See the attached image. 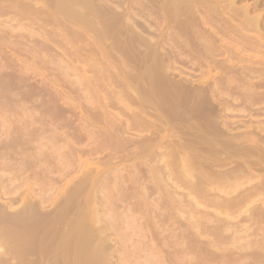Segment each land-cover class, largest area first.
Returning a JSON list of instances; mask_svg holds the SVG:
<instances>
[{
  "label": "rangeland",
  "instance_id": "obj_1",
  "mask_svg": "<svg viewBox=\"0 0 264 264\" xmlns=\"http://www.w3.org/2000/svg\"><path fill=\"white\" fill-rule=\"evenodd\" d=\"M38 1L39 2L41 1V2L38 3ZM60 1L61 2L64 1V3L68 4L69 6L73 2L72 3L73 5H71L73 8L72 7H70V8L71 9H74L75 12H77V11H79L78 13L81 12L80 13L81 15L84 14V16H81L82 19L80 18V21L82 20L81 21L82 23L80 21L79 22L74 21L75 19L74 20L69 19V18H72L70 15H68L66 17L65 15H67V14H65V13H64L65 15L64 14H61L59 12L60 10L56 6H55L56 8L53 6L54 4L56 5V3L58 2V0H46V1L45 0H37V2H36V0H17V1L16 0H0V34H1L0 35V131L2 132V133L0 132V136H1L0 137V153H1L0 154V157H1L0 158V161H1L0 165H2V166L3 165H5V166L11 165V167L13 165V167H15V165L17 164L16 159H20L22 157L20 159L21 161L18 160L19 161L18 164H19V166H21V170H19V173L17 172L18 176H20V177H18V180L19 181H17V182L15 181L13 183V185H11V186L9 185L8 190L6 189V191H11V192L13 191L12 193H14V192L17 193L16 190H15V188H13L15 185H17V187L19 186V189L22 188L18 192V193H20L22 191L21 195L17 193V196H22L23 194H25V195H30L31 194L34 198H40V196L38 194L40 192V195L41 196H43V194L45 195L44 197L46 198V202H47V203L44 204L45 207L43 206L40 210H45V209L48 210V209L52 208L53 205L58 200H60L62 198V195L64 196L65 194H67V192L69 194L71 193V194H73L75 196L76 193L70 192L69 190H67V188L69 186H72L74 183H76L77 182V179L79 180V175L82 177L83 176V175H81L82 173H87L88 174V171H90L93 168H95L93 170H95L94 175H95V173H96V175L94 176L92 174L93 175V178H94V177L97 176V173H99L98 171H101V169H104L105 168L104 167L105 165H103L104 164L103 160L104 161H106V159L108 160V158H107L106 155H107L108 152L111 151V146H112V140H111L112 137L110 135H107V134L113 133V132H111L112 130L110 131V129H112L113 127L115 128V125L118 124V122L120 124L121 121L123 122V121L128 120V118H130L131 115H132L131 118L135 117V116H133V114L134 115L136 114V113H134V111L135 112L137 111V113L139 112V114L141 115V116L139 115V117L142 118L144 116L146 118V120L148 118V120H151L152 121V119L154 118V116H152V118H151V115H154L153 113H155V114L156 113H160V114H158V116H160L161 119L173 120L175 118L177 120L178 117L180 116V115L178 116V114H177L178 111L177 110L182 111V108H183V105L182 104L186 101V99H185V97H182L181 96L178 99H173V100H171L169 102H166V100L169 97L168 98L166 97V99H165L164 96H160L161 94L160 95H156V96L154 95V94H156V92H154V89L156 90L157 89V85L159 86V84L161 82L160 79H159V77L157 76L158 70H160V69H161V71H159V73L160 72L163 73V71L165 73V74L163 73V76H160L158 74L161 78L162 77H165L168 80L170 79V80H174V81H179L181 79V81H184L186 83H189L190 82L192 85H195V84L197 85L199 83V81L205 82V83L200 82L203 85H205L206 83L207 84L209 83V86L210 85H212V86H210L211 88L210 87H208V88L209 89H212V91L214 93H211V91H210V93H211L210 94L207 91L205 97H207V96L208 97L205 98V99H207L208 101L206 102V100H205L206 103L203 102L204 104H207L210 101V103H213V104H210V105H212V106L214 105L215 108L218 107L217 109H219V108L221 109V108H224L226 106L224 108L225 110L224 109H221V110L219 109L220 114L227 115V117L230 118L231 120H232V118H233V120H236V118H237V120L238 119H241L240 120L241 121L240 123H242V125L245 123L243 121H246L245 125L246 124L247 125L252 124L253 127H256L257 128V129L254 128L255 131H258L260 129V127L264 128V120H263L264 119V61H263L264 60V41H263L264 40V23H263L264 22V10H263L264 9V2H262L260 0H249V1L248 0H244V1L243 0H235L234 1L235 2L234 4L237 6L236 9L239 8V9H242V11H244L243 9L245 7V9L248 8V14H247L248 16H251V17L252 16L253 17L258 16V18H259V24H260V25H258V27L259 26L260 27H259V29L258 28H255L254 29V27L251 28V25L250 24H249L250 26L248 24H246L247 21L240 14L241 12L239 14H235L237 12H235L236 10H234L235 9L234 8V4H231V7H230L231 10L230 11H227V10H229L228 6L230 5V3H228L227 4L228 6H226L225 3H227V2H225V1H228V0H221L220 2H218V0H212L213 2L214 1H217L218 2V3H215L214 2L215 6H216V4H219V3L221 5L219 4L220 7L217 5L218 6L217 7L218 11L217 12H213V13L211 12V14H210L209 10L207 9L208 7L205 6L206 7V9H205V7H203L202 3L201 4L199 3L200 4L199 7L195 3L194 4L195 6L193 5L194 7H192V10H194L193 12H192V10H190L189 12L186 10V12H185L184 7H182V9L179 11V14L182 12V10H184L181 14H183L185 12L187 17L185 16V13H184L183 15L185 17H183V15L181 16V18L179 17L181 20L180 19H176L174 15H170L172 13V11L170 12V9L163 10V11L166 12V13L165 12L163 13L162 9L161 10L159 9L158 4L156 5V4L150 3L151 0H147V1L146 0H137V2H136V0H111V1L110 0H103L104 2L102 0H99V1L92 0V2H91V0H88L92 4H89V2L85 0L87 6L89 5V7H87V6L85 7L84 6L85 9L82 8L83 6L80 8V4H77L78 2L75 4V0L74 1L73 0H71V1H69V0H59V2ZM78 1H80V0H78ZM139 1H141V2H139ZM212 1H211L210 5L213 3ZM239 2H240V4H239ZM244 2H246V3L249 2V3L246 4ZM97 3H98V5H97ZM34 4H36V5H34ZM46 4L50 7V10H49V8H46V6H47ZM108 4L109 5H112L111 8H110V6ZM129 4L131 5V7H129L130 6ZM204 4L207 5L208 3L207 4L204 3ZM11 5H15V6H11ZM29 5H31L32 7L31 6L29 7ZM43 5H45V6H43ZM154 5H156V6H154ZM201 5H202V7H201ZM232 5H233V8L234 9L232 8ZM4 6H6V7H4ZM74 6H76V8ZM105 6H106V9H108V10L105 9ZM256 6H257V8H256ZM11 7H15V8L13 9ZM34 7H36V8H34ZM77 7H78L79 10L77 9ZM108 7L110 9H113V11L115 12L114 13L111 10L113 12V14H116L118 12L119 13H121V12L124 13L125 10H128L126 8H130L128 10L129 12H130V10L132 11V9L135 10L139 14H137V13H135V11H133V12H131L132 17L133 16H136L137 19L134 17V19H136V21H138V20L140 21L141 20L140 22L138 21L139 24L142 23V21L144 22L145 18L147 17L146 18V21L147 22L145 21V23L146 24L147 23L149 24V27L148 28H150L152 26L150 31L153 30V32L159 33L160 31L162 32L163 29L166 27L168 30L165 28L164 32L162 33V34H164L163 35L164 36L163 38H165V37H170L171 38L172 37L171 39H175L177 41V43H178L177 44V47L179 46L178 48H176V50H179V51H177L178 55L177 54L176 55H173L172 54V55L174 57L177 56L178 59H180V60L176 59L177 61H175L172 64H170L171 65L170 68L167 66L168 69L166 68V71H165L161 67H159V65L162 64L161 62H159L158 60L156 61L157 63L153 62L154 60H156V56L153 57L155 59L151 58L152 57L151 54H153V53L150 54V52H149V54H148L149 57L147 55H146L147 57L146 56L145 57H142V54L140 56V54H138V53H140L141 52V49H143L144 47H141L142 45L141 46H138L139 44H137V43H136V45H134L135 43L133 41H134L135 38L133 37V33L131 32V30L128 29L122 21L120 22V20L122 18L119 19L120 18L119 17V14H118V16H116V15L113 16L112 12L109 10ZM124 7H126L125 10H124ZM212 7H211V10H215L216 7H213L214 9H212ZM37 8H39V10L41 8V10L39 11ZM100 8H101V10H100ZM144 8H146V9H144ZM80 9H82V11ZM232 9H233V11H232ZM25 10H26V12H24ZM33 10L34 11L36 10L35 11L36 13ZM207 10H208V13H205V11L207 12ZM14 11H15V13H14ZM249 11H250V14L251 15L249 14ZM23 12H24V14H23ZM32 12H33V14H32ZM91 12H93L95 14H93ZM109 12H110L109 15H110L111 18L108 16V13ZM143 12L145 13V15H144ZM132 13L133 14L135 13V15H133ZM149 13H151V14H149ZM233 14H235V15H233ZM100 15H102V16H100ZM200 15H202V16H200ZM214 15H215V17H214ZM230 15H232L235 19H233V17L231 18ZM171 16H174V17H171ZM62 17H63V19H61ZM65 17H66V19H65ZM83 17H85L86 19H84ZM113 17L115 19H113ZM150 17H151V19H150ZM216 17L218 18V20H217ZM14 18H16V19H14ZM56 18H58L59 20L61 19V21L58 20V22L56 23V21H57ZM177 18H178V16H177ZM195 18H197L198 20L195 19ZM55 19H56V21H55ZM173 19H175V20H173ZM193 19H195L196 22H194L195 20H193ZM202 19L203 20H206V22H209V23L207 24ZM231 19H233V20H231ZM130 20H132V19H130ZM189 20H191V23L192 22H194V23L191 24ZM110 21H113V23L110 22ZM173 21H174V24H172ZM201 21H202V23H201ZM241 21H243V22H241ZM225 22H228L229 25H227ZM240 22L242 24H240ZM148 24H147V26H148ZM158 24L160 25V27H159ZM192 25H193V27H190ZM72 26H74V27H72ZM171 26H172V28H170ZM227 26H229V27H227ZM237 26H239V27H237ZM188 27H190V28H188ZM232 27H234V28H232ZM244 27L247 28V30ZM139 28H140V26L139 27H136L135 29H137V31L138 30L140 31ZM156 28H157V30L160 28L159 31H157ZM179 28H181V29L179 30ZM240 28H241V32H240V30H237V29H240ZM120 29H121V31H120ZM177 29H178V31H177ZM193 29H194V32H193ZM252 29H253V31H252ZM256 29H258V30H256ZM201 30H203L202 31L203 33L201 32ZM244 30H246V31H244ZM54 31H55V33H54ZM73 31H75V32H73ZM187 31H188V33H187ZM234 31H236V32H234ZM9 32H11V33H9ZM58 32H59V34H58ZM191 32H192V34H191ZM243 32L247 33L248 35L242 34ZM197 33H198V35H196ZM225 33L227 35H225ZM255 33H256V35L257 34L258 35L256 36ZM142 34L144 36L148 37V38L151 36V34H146L145 32L144 33L142 32ZM165 34L167 36H165ZM250 34H253V35L251 36ZM5 36H6V38H5ZM56 36H58V37H56ZM238 36L239 37L241 36L240 39H239ZM253 36L254 37H257V38H254ZM178 37H179V39H178ZM189 37L192 40L194 38V41L193 42H192V40L190 41L192 44L189 42V40H187V38H189ZM212 37H213V39H212ZM245 37H247V38H245ZM61 38H63L62 41H61ZM84 38L87 39V40H85ZM90 38H92V39H90ZM237 38L239 39V41H238ZM251 38H253V39H251ZM82 39H84L85 41L82 40ZM195 39L197 41H195ZM42 40H44V41H42ZM165 40H167V42L171 41L169 38L168 39H165ZM185 40H187V41H185ZM236 40H237V42H236ZM249 40H251V41H249ZM18 41H19V43H18ZM20 41H22V42H20ZM202 41H204V43ZM261 41H263V42L261 43ZM98 42H99V45H98ZM222 42H223V44H221ZM43 43H45V44H43ZM188 43H189V46L190 47L189 46L186 47L188 45ZM201 43H202V45H201ZM248 43L251 44V45H248ZM100 44H101V46H100ZM122 44H124V45H122ZM234 44L236 46H234ZM96 45H97L98 48L96 47ZM194 45L195 46L197 45V46L195 47ZM230 45L232 46V48H231ZM70 46H72V47H70ZM222 46H223V48H225V50L222 48ZM227 47L229 48V51L230 52H228V48ZM63 48H65V49H63ZM66 48H68V49H66ZM137 48H139V49H137ZM241 48H242L243 51L241 50ZM214 49H216V50L219 49L217 52H220L221 54L220 53H217L216 50L214 51ZM176 50L174 52H176ZM121 51H122V53H121ZM126 51H128V52H126ZM118 52H120L121 55H119L120 53L118 54ZM254 53H256L258 56L256 54H254ZM103 54H105V56ZM219 54H220V56H219ZM228 55L230 56L229 57L230 60H227L226 59L228 57ZM241 55H243V56H241ZM249 55H250V57H249ZM63 56H65V57H63ZM78 56H79V58H78ZM218 56L220 57V60H218L219 59ZM236 56H237V59H236ZM122 57H123V59H122ZM138 58L140 59V63L138 62L139 61ZM223 58H224V62H225V60H227L225 63L222 62V59ZM243 58H244V61H243ZM210 59H211V61H210ZM212 59H213V61H212ZM261 59H263V60H261ZM249 60L251 62H249ZM220 61H221V63H220ZM158 62L160 64H158ZM213 62L216 63V64H213ZM254 62L257 63V64H255ZM60 64H61L62 67L60 66ZM143 64H144V67H143ZM196 64H198V65H196ZM172 65H173V67H172ZM226 65H227V67H226ZM231 65H235V66H231ZM247 65L249 66L250 69L248 68ZM65 66H66V69H65ZM97 66H98V69H97ZM160 66H162V65H160ZM236 66H238V68H243V69H239V70H245V71H242V72L240 71L239 72V70H238V68ZM239 66H243V67H239ZM140 67H142V68H140ZM230 67L231 68L235 67L236 68V71H234L235 69L232 70ZM258 67H259V69H258L259 72L257 71V68ZM190 68H191V70H190ZM229 68L231 69V71H230ZM67 69H68V71H67ZM105 69H107V70H105ZM141 69L142 70L144 69V70L142 71ZM223 69L228 70V71H225ZM215 70H216V72H215ZM237 72H239V74ZM40 73H41V75H40ZM213 73H214V75H213ZM225 74H227L228 76L225 75ZM122 75L124 76L123 78H125V77L127 78L128 77L127 79H129V80H127L126 78H125L126 80L123 79L122 78ZM98 76H100V77L97 78ZM101 78H103V79H101ZM143 78L144 79L147 78V79L144 80ZM184 78L186 79V81H185ZM220 79L221 80H224V81H221ZM253 79L254 80L256 79V80L254 81ZM106 80L109 81V82H107ZM139 80H140V82H139ZM147 80H148L149 84H148ZM144 81H146V82H144ZM216 81H217V83H216ZM238 81H241V82H238ZM245 81H247V82H245ZM237 82H238V84H237ZM249 82H250V84H249ZM218 83L221 84V85H219ZM146 84H148V85H146ZM224 84L227 85V86H224ZM233 84H234V87H233ZM99 85H101V86H99ZM148 86H150V87L152 86L151 88H152V92L154 94L149 95V93H151V92H149V90H150L149 88L150 87L148 88ZM134 89H135V91H134ZM143 89H145L146 91L145 90L143 91ZM136 90H137V92H136ZM138 90H140L139 91L140 94L138 93ZM160 90L157 89L156 90L157 93H158V91L160 92ZM224 90H226V91H224ZM260 90L263 91L262 94H261V91ZM141 92H144V94L141 93ZM146 92L148 93V95H147ZM161 92H163V91L161 90ZM231 92H233V93H231ZM120 93H121V95H119ZM224 94H225V96H224ZM227 94L229 96H227ZM135 95H136V97H133ZM246 95H247V97H246ZM148 96H150L151 98L148 97ZM220 96H221V98H220ZM135 98H136V100H135ZM148 98H149V100H148ZM158 98H159V100H158ZM139 99L141 100L140 102H139ZM168 100H170V99H168ZM200 100L201 99H198L197 98L196 101L194 99H189L187 101L189 105H191V104L196 105V108L193 107V105H191L190 106L191 109H189L188 111L185 112L186 115H182L183 118L182 117H179V118H182L180 121H186V120H189V119L192 120L195 116H199L201 110L204 107V104H202V100L203 99L201 101ZM143 101H144V103H142ZM239 101H240L241 104L239 103ZM138 102H139V104H137ZM128 103H129V106H127ZM175 103H176V106H175ZM235 103H238V104H235ZM104 104H105V106H104ZM130 104L133 107H131ZM170 104H171V106H170ZM221 104L224 105V106H222ZM136 106H137V108H136ZM207 106L205 105V107H207ZM161 107H162V109H161ZM227 109H228V111H227ZM235 109H236V111H235ZM104 111L105 112L106 111L107 112L109 111L110 113L108 112L109 113L108 114L107 112L105 113ZM253 111H255V112H253ZM141 113H144V114H141ZM169 114H170V116H169ZM76 115H77V117H76ZM129 115H130V117H129ZM172 115H174V116H172ZM176 115H177V117H175ZM255 115H256V117H255ZM239 116H240V118H239ZM87 117H90V118H87ZM120 117H122V118H120ZM124 117L127 118V119H125ZM44 118L46 119V121L44 120ZM131 118L129 120H132ZM111 119L113 121H111ZM135 119H137V115H136V117L133 120H135ZM79 120H80V123L81 124L79 123ZM85 120H87L88 122H86ZM97 120H98V122H97ZM158 120H159V117H158L157 121L155 122L157 124H155V126H153V127L158 128L157 125L159 127H161L160 125H162V123H161V121H158ZM90 121H91V124H90ZM99 122H102V123H99ZM152 122H154V121H152ZM83 124H84L85 127L83 126ZM105 124H108V126L105 125ZM112 124L114 126H112ZM259 124H260V127L258 129V125ZM110 125H111V127H109ZM147 125H150V124H146V125L144 124V127L147 126ZM150 126L146 127L147 130L143 128L144 134H143V131L140 130V126H138L137 128L136 127H133L134 129L133 128H128L126 130V132H125L124 135L129 136V137L131 136L130 138H138L137 136L139 134H140L139 138L141 137L142 134H143V136H149L150 135V133H149L150 131L149 130H152V129L154 130V128L152 126L151 127ZM163 127H164V124H163L162 128ZM15 128H16V130H15ZM55 128H56V130H55ZM88 128H91V129H88ZM242 128L243 127L241 126V129L240 128L239 129L242 130ZM249 128H251V127H249ZM136 129H137V131H136ZM141 129H142V127H141ZM90 130H92V131H90ZM107 130H109V132ZM234 130H236V129H234ZM133 131H134V133H132ZM83 132H85V133H83ZM51 133H52V135H51ZM162 133L165 134L166 131L165 132H162ZM260 133H264V131H262ZM90 134H91V136H90ZM105 135H107L108 138H105V137H107ZM135 135H136V137H135ZM89 136H90V138H89ZM93 136H94V138H93ZM112 136H114V134ZM114 137H113V140L115 139ZM28 138H29V140H28ZM56 138H57V140H56ZM58 138H60V140ZM6 139H8V140H6ZM71 139H72L73 142L70 141ZM21 140H22V142H20ZM88 140H90V141H88ZM169 140H170V138H169ZM115 141H116V139H115ZM93 142H94V144H93ZM12 144H14V145H12ZM56 144H57V146H56ZM5 145H6V148H4ZM8 145H10V146H8ZM91 145H92V147H91ZM46 146H48V147L46 148ZM64 147H66V148H64ZM78 147H80V148L82 147L81 149L83 151L82 150L80 151ZM166 147H169V146H167V144H166ZM170 148L171 147L164 148V150H168L169 149V152H170ZM4 149L5 150L7 149L6 152H5ZM70 149H71V151H70ZM86 149H87V151H86ZM46 150H47V152H46ZM54 150H56V151H54ZM92 150L95 152L94 154H93V151ZM98 152H100V153H98ZM169 152L166 151L165 158H168L167 155L169 154ZM96 153H98V154L96 155ZM66 154L68 155V157L70 159L67 158V155ZM73 155H75V157ZM92 155L93 156H96L97 158L96 157H93ZM87 156L91 159V161H90V159L87 160L88 159V158H86ZM102 156H103V160L101 158ZM168 156H169L168 159L172 160V158H170V155H168ZM32 158H34V159H32ZM46 158H47V160H46ZM43 159H44V162H43ZM48 159H49L50 163L48 162ZM98 159H100V160H98ZM118 160H119L118 158H114V161H113V158H112L111 159V162H113V163H111V164H113L112 166L118 164L120 169L121 168H124L125 166L128 169L129 168L128 166L132 165V163H133V161H131L132 159H130V161H128V162H127V160H126V162L125 161L124 162H120V164L117 163ZM40 161H42V162H40ZM137 162H136L138 164L137 165V168L140 171V172L137 171L139 173V176L140 177L141 176L142 177L144 176L143 183L144 184H149L150 181H148V179H147V176L148 175H146V173H147V167H145V164H143L142 161H141V164H143V165H141V166H140V162L139 161H137ZM168 162H169V160H168ZM37 163H39V165ZM46 163H48V164H46ZM107 163L108 162L106 161L105 164H107ZM108 164H107V166H108ZM60 165H62V166L60 167ZM83 165H84V167H83ZM2 166H1V168H2ZM5 166L2 169H5ZM53 166H56V167H54L55 169H53ZM11 167H10V169L13 170V168H11ZM45 167L46 168H49V169L46 170ZM1 168H0V171H1ZM26 168H28V169H26ZM134 168H133V170H134ZM144 168H145V170H144ZM10 169H9V167H6L5 170L6 171L8 170L7 172H11L12 170L9 171ZM41 169H43V170L45 169L47 171L46 172L44 170V172H46V174H45L46 177L42 175L43 173L41 174V176H43V177H41L38 174L37 171H40ZM50 169L52 171L51 173L48 172ZM129 169H131V167ZM82 170H83V172H82ZM2 171H4V170H2ZM6 171H4V172H6ZM60 171H62L64 175H62V176L59 177V174L60 175L62 174V172H60ZM68 171H70V172H68ZM122 171L120 172L121 174L119 173L118 176H120L121 178L123 177L122 178L123 179V183L121 182L122 179L121 178H118V176L115 174L117 172L113 173L114 174V175L112 174L113 176L111 175L112 177L115 176V177L118 178V179L117 178L115 179L117 181H114V182H118V183H115L114 185H112L110 187V190L113 188L112 190L114 192L116 191L115 193L112 192L115 196L113 194H111L113 200L110 197L111 198V201L113 203H111L110 198L109 197L107 198V195H106V197H104V198H107L106 201L102 197L104 199V201L103 200H102V202L97 201V203L95 204V208L97 209V212L101 215V219H103L104 217H107L109 214L111 216L113 215L114 218H115L114 221H116V223H115V227L116 228H114V229H116V230L114 232H113V230H111V231L108 230V233H109V235H111V238L113 240L115 239L114 241L113 240L110 241L111 243L108 242V244L110 243L109 244V249H113V250L117 249L118 250V251L117 250L114 251L115 253L112 254L113 256L115 255L114 257L112 256L113 257L112 258L113 259V262L115 260V262H114L115 264H127V261L129 262V264H153V263L156 264V262L158 264H160V261L159 260H161L162 258L164 259L165 255L166 256L168 255L169 257H172V259L173 258H176V257L177 258H181L182 257V254L183 253L186 254V253L179 251V249L185 247L186 245H190V246L194 247V249H196V250H195V252L192 251L193 254H192V252L191 253H188L189 255L188 254H186V255L183 254V257L184 256H190V257L192 256V257H195L196 258L195 260L203 262L202 264H223L222 262H220V259H218L219 258L218 255H220L221 249L224 248L225 246L226 247H228V246L230 247L231 246L230 248H235V247H237V245L238 246L242 245L243 242H244V240L245 241L247 240V239H244V237H240V236L239 237L240 238H243V240L242 239H233L234 241H231V242H230V240H227V239H229L227 237V236L230 235L229 232H232V231H229V230L227 232L224 231L225 230L224 228L226 227V224L225 225H221L222 222L220 223L217 220H216L217 221L216 222L214 220V217L213 216H210L211 219H210V217L207 214L205 216V213H206L205 211L206 210L207 211L208 210L211 211L215 207L217 209V206L215 205V207H213L214 205H212L210 203L208 204V202H209L208 201V198L207 199L206 198H203L202 195L201 196L199 195L200 196L199 197L200 200H198L199 198L196 197V199L198 198L197 200L200 203V206L199 205L198 206L192 205L193 202L190 201L191 198L190 197L188 198L187 195H184L186 192H187L186 194L189 193L188 188L185 185H180V188L182 189V191H181V189L179 190V188L177 189L178 192L179 191L181 193L183 192L182 194L180 192L178 194V192H177V197H179V203H180L179 204L180 206L177 207V204L172 203V205H171L170 201L169 202H168V200L166 201V199H165V197H164V195L162 193H160V194L159 193H156L158 191H156V192L153 191L154 193L153 192H150V194H148L149 191H151V189L149 190V189L146 188L147 189V191H146V189H144L142 187L144 184L141 183L142 180H141V182H138V181H140V179H138V177H139V176H137L138 174L136 175L137 177H135L136 172L135 173L134 172H131L130 174H126L125 171H123V173H122ZM23 172H25V173H23ZM91 172H93V171H91ZM107 172H109V171H107ZM143 172L145 173V175H143L144 174ZM65 174H68V175H65ZM72 174H74V175H72ZM87 174H85V175H87ZM106 174H109V173H106ZM131 174H133L134 176L131 175ZM27 178L29 180H31V181L29 182V180ZM69 179H70V183H69ZM232 179L235 180L234 178H232ZM232 179H230V180H232ZM20 180L23 181V182H21ZM93 180H95V179H93ZM112 180H114V179H112ZM136 180H138V181H136ZM233 180H232V182H233ZM25 182H27V185H26ZM66 182H67V184H66ZM140 183L142 184V186H141ZM120 184L122 185L121 186L122 188L120 187ZM128 184H129V186H128ZM66 185L67 186L69 185V186L66 187ZM126 185H127V187H126ZM134 185H135V188H134ZM32 186L35 187V188H33ZM28 187H29V190H28ZM142 188L146 192L143 191V193H141L142 190H143ZM263 188H264V186H263ZM63 189L64 190L65 189L67 190L66 193H65V191H63ZM171 189L173 190V188H171ZM59 191L61 193H63V194H60ZM138 192H140L141 195L138 194ZM12 193H11V196H12ZM57 193H59V194H57ZM174 193L175 192H173V194ZM50 194H52V196ZM78 194H76V195L78 196ZM135 194H136L137 197H135ZM257 194L258 193H256L255 198H254V196L251 197V198L253 199V201L255 199L254 202L256 203V205H260V209H261V205H263V204H260V203L264 199V196H263L264 195V191H260V194L259 195H257ZM8 195L10 196V194H8ZM8 195H5L3 197V199L1 198V202H3L4 200H6L5 197H7ZM58 195H60V196H58ZM181 195H183L184 198L183 197H180ZM185 196H187V197L185 198ZM159 197H161L162 200ZM47 198H48V201H47ZM115 198L117 200H115ZM201 199L203 201H201ZM258 199H259V201H258ZM206 200H207V202H206ZM164 201H165V203H164ZM150 202H152L153 204L150 203ZM161 202H162V204H161ZM115 203H117V204H115ZM255 203H254V205L253 204H251V205L255 206ZM137 205H138V207H137ZM115 206H118V207L116 208ZM186 206H187L188 209L186 208ZM232 206H233L232 209L230 207H229L230 209L228 207L226 208V210L227 209L229 210L228 213L230 214V217L231 216H234V214L237 215L238 212H236V211L239 210V209L237 210V208H239L238 206H240V205L238 204L237 207H234V204L233 205L231 204V207ZM241 206H242V204H241ZM253 206H251V207H253ZM200 207H201V209H200ZM207 207H209V208H207ZM243 207H244V205H243ZM142 208H143V210H142ZM176 208L177 209L180 208V209H178V211H176ZM196 208H197L198 211L196 210ZM220 208L221 207H219L217 210H219ZM257 208H258V206H257ZM253 209H254V207H253ZM263 209H264V205H263V208L260 211L262 212ZM203 210H204V213H201ZM213 210L215 212V209H213ZM222 210L223 211H226L225 209H222ZM232 210H235V211L232 212ZM257 210L254 209L255 213H257L256 216L254 215L255 213L253 215H251V216H247L246 218L243 217L244 214H242V216L240 215V217L235 215L232 218V220H230L231 221V224H233L234 226H236V225L237 226H240V225L243 226L244 224L245 225L246 224L250 225L249 223H251V225H250L251 228L255 227L254 225H256L255 228H257L258 225L259 226H261V225L264 226V224H263L264 223V218H263V221H262L261 217H259V216H262L263 217V215L259 214L258 212H260V211L259 210L257 211ZM141 211H143V212L141 213ZM179 211L181 212L180 214H182L183 216L185 215V216L184 217L183 216L179 217L180 216L178 214ZM186 211H187V213H189V212L190 213L187 215ZM157 212H159V214ZM160 212L163 215H161ZM151 213H152V216H151ZM173 213H175V214H173ZM197 213H198V215H197ZM210 213H212V212H210ZM194 214L196 215V218H195L196 220L195 219H192V222L194 223V221H195L194 224H196V226L198 225L197 227L194 224H192V222H190L191 221V218H194L195 217ZM262 214H264V213H262ZM137 216H139L140 218L137 217ZM223 216H225V215H223ZM257 216H258V218H256ZM153 217H155V219ZM242 217L245 220H243ZM248 217H250V218L252 217L251 218L252 221ZM253 217L256 218V219H261L262 222L260 221L261 222L260 223L258 220L255 219L256 222L254 224ZM240 218H241V220H240ZM104 219H106V218H104ZM246 219H247V221H246ZM159 220H163V221L161 222ZM188 220H190V221H188ZM242 220H243V222H242ZM249 220H250V222H249ZM107 221H109V220H107ZM199 221H200V223H199ZM104 222L105 221H103V223ZM154 222H155V224H154ZM140 223L143 224V225H141ZM218 223H219V225H218ZM256 223H258V224H256ZM185 226H186V228H185ZM190 226H191V228L193 230L190 228ZM152 227H154V228H152ZM200 227H201V229H200ZM183 228H184V230H182ZM194 229H196L197 231L194 230ZM198 229H200V231ZM209 229H210V231H209ZM203 230H204V232H203ZM184 231L187 232V234ZM188 231H190L189 233H191V235L193 237L188 233ZM191 231H195V232L193 233ZM154 232H155V234H154ZM200 232H202V233H200ZM221 232H222V235L220 236ZM125 233H127V234H125ZM198 233H199V235H198ZM112 235H113V237H112ZM197 235H198V237L199 236L200 237L199 238L196 237ZM185 236H187V237H185ZM220 237H221V239H219ZM222 238H225L226 240L225 239H222ZM196 239H198V240H196ZM208 239L211 240L212 242H213V240H215L214 243H217V241H218V243H217L218 245L215 244V246L217 245L218 246L217 249H219V248H221V249L217 250L215 248V250L219 253V254H216L215 253L217 256H214L215 254L213 255L211 252L209 253L208 250L210 248L214 250V247H210V245H209L210 243H208V242H211V241H209ZM203 240H204L205 243H203ZM221 240H222V242H221ZM112 244H113V246H111ZM244 244H245V242H244ZM152 245H154V247H155V245H156V247H160L159 249H161V250L158 249L157 250L158 252L156 253L155 250H154V248H151ZM207 245H209V247H210V248L207 247V248H209L207 250L208 252H206V251L203 252V251L200 250V249H203V248L205 249L206 248L205 246H207ZM219 245L220 246L222 245V246L220 247ZM143 246H145V247H143ZM173 246H175L176 248L173 247ZM174 249L175 250L178 249V250L177 251H174ZM117 252H121V253L118 254ZM199 252H200V254H199ZM0 254H1L0 263L1 264H5V263L8 264L9 261H6V260H8V258L5 257V256H7L6 254H8V252H6L5 254H3V253L0 252ZM155 255H156V257L157 256L158 257L156 258ZM212 255L214 257L210 258ZM153 257L156 258V259H154ZM202 257H206L205 259H208V261L205 260V259H203ZM233 257H234V259H236L235 256H233ZM249 257H245L246 259L244 257H243V259L240 258V261H233V262H231L229 264H254V263H252V262H254L253 258H249ZM220 258H221V256H220ZM1 259L3 261H1ZM254 259L256 260L258 258L255 257ZM155 260H158V261H155ZM10 261L13 262L12 260H10ZM15 261L17 262V260H15ZM15 261H14V264L16 263ZM148 261H149V263H148ZM255 262H257V261H255ZM166 264H168V263H166ZM255 264H257V263H255ZM258 264H262V263L260 262Z\"/></svg>",
  "mask_w": 264,
  "mask_h": 264
},
{
  "label": "bare ground",
  "instance_id": "obj_2",
  "mask_svg": "<svg viewBox=\"0 0 264 264\" xmlns=\"http://www.w3.org/2000/svg\"><path fill=\"white\" fill-rule=\"evenodd\" d=\"M17 1V0H16ZM46 1V0H45ZM69 1H71V0H69ZM74 1V0H73ZM86 1H88V0H86ZM86 1L85 0H80V1H78V0H75V4L77 3V4H80V8L82 7V8H84V6L86 7L87 6V4H86ZM97 1H99V0H97ZM103 1V0H102ZM101 1V2H102ZM111 1V0H110ZM147 1V0H146ZM145 1V2H146ZM211 1L212 0H151V2L150 3H153V4H158V6H159V9L161 10L162 9V11L163 10H166V9H170V12L172 11V13L170 14V15H174L175 16V18L176 19H180L181 18V16L186 12V10L189 12L190 10H192V7H194L195 5V3H196V5L199 7L200 6V4L202 3V5H203V7H205V6H207L208 8V10H209V12H210V14H211V12L213 13V12H217L218 11V9H217V7L219 6L220 7V5L219 4H216V6H215V4H214V2L215 3H218V2H220L221 0H218V2L217 1H212L213 3L210 5V3H211ZM235 0H228V1H225V2H227V3H225L226 4V6H228L227 4L228 3H230V5L228 6V8H229V10H227V11H230L231 10V4H234L235 2H234ZM244 1V0H243ZM249 1V0H248ZM260 1H262V2H264V0H260ZM36 2H37V0H36ZM41 2V1H40ZM39 1H38V3H40ZM89 2V4H92V3H90V1H88ZM91 2H92V0H91ZM104 2V1H103ZM102 2V3H103ZM136 2H137V0H136ZM139 2H141V1H139ZM44 3V2H43ZM46 3V2H45ZM48 3V2H47ZM52 3V2H51ZM73 3V2H72ZM71 3V5H73ZM99 3V2H98ZM98 3H97V5H98ZM109 3V2H108ZM148 3V2H147ZM200 3V4H199ZM204 3H208L207 5H205ZM244 3H246V2H244ZM247 3H249V2H247ZM246 3V4H247ZM100 4V3H99ZM239 4H240V2H239ZM34 5H36V4H34ZM42 5V4H41ZM47 5V4H46ZM69 6L68 4H66V3H64V1H60L59 2V0H58V2L56 3V5L54 4L53 6L55 7H57L60 11V13L61 14H67V15H65L66 17L68 16V15H70L72 18H69V19H72V20H74V21H76V22H79L80 21V18H81V16H84V14L83 15H81L80 13H78L79 11H77V12H75L74 11V9H71L70 7H72V6ZM109 5V4H108ZM130 5V4H129ZM139 5V4H138ZM152 5V4H151ZM156 5H154V6H156ZM194 5V6H193ZM202 5H201V7H202ZM218 5V6H217ZM242 5V4H241ZM240 5V6H241ZM250 5V4H249ZM11 6H15V5H11ZM31 5H29V7H30ZM43 6H45V5H43ZM48 6V5H47ZM46 6V8H49V10H50V7L48 6L47 7ZM78 6V5H77ZM102 6V5H101ZM110 6V8H111V6L112 5H109ZM153 6V5H152ZM157 6V7H158ZM216 7L215 8V10H211V7ZM3 7V6H2ZM4 7H6V6H4ZM32 7V6H31ZM55 7V8H56ZM75 8H76V6H74ZM79 7V6H78ZM78 7H77V9H78ZM87 7H89V5L87 6ZM91 7V6H90ZM129 7H131V5L129 6ZM182 7H184V9H185V12L183 13V14H181L184 10H182V12L179 14V11L182 9ZM212 7V9H214ZM223 7V6H222ZM236 5L234 4V8H233V5H232V8L234 9V10H236L235 12H237V13H235V14H239L240 12V14L243 16V18L247 21H245L246 22V24H250L251 25V28H253L254 27V29L255 28H258L259 29V27H258V25H260L259 24V18H258V16H255V17H251V16H248L247 14H248V8H246L245 9V7H244V11H242V9H236ZM11 8H15V7H11ZM34 8H36V7H34ZM73 8V7H72ZM94 8V7H93ZM92 8V9H93ZM109 8V7H108ZM109 8V10L111 11H113V9H110ZM125 8L126 7H124V10H125ZM210 8V9H209ZM256 8H257V6H256ZM262 8V7H261ZM6 9V8H5ZM8 9V8H7ZM33 9V8H32ZM38 10H39V8H37ZM85 9V8H84ZM87 9V8H86ZM90 9V8H89ZM91 9V10H92ZM105 9H106V6H105ZM126 9H130V8H126ZM144 9H146V8H144ZM158 9V8H157ZM205 9H206V7H205ZM221 9V8H220ZM233 9H232V11H233ZM259 9V8H258ZM263 9V8H262ZM40 10H41V8H40ZM39 10V11H40ZM79 10V9H78ZM81 11H82V9H80ZM100 10H101V8H100ZM106 10H108V9H106ZM128 10H125L124 11V13L123 12H121V13H116V14H113V12H112V14H113V16L114 15H116V16H118V14H119V19H121L120 20V22L122 21L124 24H125V26L128 28V29H130L131 30V32L133 33V37L135 38L134 39V45H136V43L137 44H139L138 46H141V47H144L143 49H141V52L140 53H138V54H140V56H141V54H142V57H145L146 55L148 56V54H149V52H150V54L151 53H153V54H151V58H153V57H155L156 56V60H154L153 62H155V63H157L156 61L158 60L159 62H161L162 64H160L159 62H158V64H160V65H162V66H160L159 65V67H161L163 70H165L166 71V68L168 69V67L170 68V64H172L173 62H175V61H177L176 59H178V57L176 56V57H174L173 55H178V53H177V51H179V50H176V48H178L177 47V41L175 40V39H171L170 37H165V38H163L164 36V34H162L163 32H164V30H165V28L163 29V31L161 32H159V33H156V32H153V30L152 31H150L151 30V27L150 28H148L149 27V24H148V26H147V24L145 23V21H146V18H145V20H144V22L142 21V23H140L139 24V22L141 21H136V16H133L132 17V15H131V12H133V11H135V10H133L132 9V11L130 10V12L128 11ZM196 10V9H195ZM208 10H207V12L205 11V13H208ZM211 10V11H210ZM224 10V9H223ZM240 10V11H239ZM254 10V9H253ZM261 10V9H260ZM264 10V9H263ZM22 11V10H21ZM31 11V10H30ZM34 11V10H33ZM36 11V10H35ZM34 11V12H35ZM62 11V12H61ZM87 11V10H86ZM144 11V10H143ZM152 11V10H151ZM194 10H192V12H193ZM199 11V10H198ZM239 11V12H238ZM256 11V10H255ZM24 12H26V10L24 11ZM24 12H23V14H24ZM29 12V11H28ZM55 12V11H54ZM84 12V11H83ZM153 12V11H152ZM165 11H163V13H164ZM14 13H15V11H14ZM21 13V12H20ZM36 13V12H35ZM44 13V12H43ZM89 13V12H88ZM91 13H93V12H91ZM115 13V12H114ZM135 13H137V14H139L138 12H136L135 11ZM135 13L133 14V15H135ZM144 13V12H143ZM148 13V12H147ZM166 13V12H165ZM191 13V12H190ZM204 13V14H205ZM223 13V12H222ZM231 13V12H230ZM234 13V12H233ZM32 14H33V12H32ZM53 14V13H52ZM59 14V13H58ZM93 14H95V13H93ZM92 14V15H93ZM110 12L108 13V16L110 17ZM149 14H151V13H149ZM169 14V13H168ZM200 14V13H199ZM198 14V15H199ZM217 14V13H216ZM219 14V13H218ZM221 14V13H220ZM235 14H233V15H235ZM249 14H250V11H249ZM16 15V14H15ZM19 15V14H18ZM21 15V14H20ZM35 15V14H34ZM141 15V14H140ZM144 15H145V13H144ZM180 15V16H179ZM191 15V14H190ZM189 15V16H190ZM251 15V14H250ZM53 16V15H52ZM87 16V15H86ZM95 16V15H94ZM100 16H102V15H100ZM143 16V15H142ZM156 16V15H155ZM167 16V15H166ZM174 16H171V17H174ZM177 16H178V18H177ZM185 16H186V13H185ZM184 15H183V17H185ZM193 16V15H192ZM195 16V15H194ZM200 16H202V15H200ZM231 16V18L233 17L232 15H230ZM22 17V16H21ZM44 17V16H43ZM50 17V16H49ZM56 17V16H55ZM66 17H65V19H66ZM134 17L136 18V19H134ZM180 17V18H179ZM187 17V16H186ZM204 17V16H203ZM212 17V16H211ZM214 17H215V15H214ZM223 17V16H222ZM225 17V16H224ZM247 19H246V18ZM54 18V17H53ZM52 18V19H53ZM84 19H86L85 17H83ZM104 18V17H103ZM111 18V17H110ZM153 18V17H152ZM155 18V17H154ZM190 18V17H189ZM200 18V17H199ZM217 18V17H216ZM242 18V17H241ZM14 19H16V18H14ZM43 19V18H42ZM51 19V20H52ZM56 19H57V21H56ZM55 19V21H56V23L58 22V18H56ZM61 19H63V17L61 18ZM61 19L59 20V21H61ZM68 19V20H69ZM82 19V18H81ZM89 19V18H88ZM87 19V20H88ZM95 19V18H94ZM113 19H115L114 17H113ZM130 19H132V20H130ZM150 19H151V17H150ZM149 19V20H150ZM188 19V18H187ZM192 19V18H191ZM195 19H197V18H195ZM195 19H193V20H195ZM204 19V18H203ZM202 19V20H203ZM215 19V18H214ZM233 19H235L234 17H233ZM233 19H231V20H233ZM54 20V19H53ZM52 20V21H53ZM156 20V19H155ZM173 20H175V19H173ZM181 20V19H180ZM183 20V19H182ZM198 20V19H197ZM201 20V19H200ZM217 20H218V18H217ZM242 20V19H241ZM51 21V22H52ZM82 21V20H81ZM80 21V22H81ZM85 21V20H84ZM119 21V20H118ZM159 21V20H158ZM177 21V20H176ZM190 21V23H191V20H189ZM203 21H205L206 22V20H203ZM209 21V20H208ZM54 22V21H53ZM70 22V21H69ZM110 22H112L113 23V21H110ZM115 22V21H114ZM117 22V21H116ZM147 22V21H146ZM149 22V21H148ZM194 22H196V20L194 21ZM194 22H192V23H194ZM234 22V21H233ZM241 22H243V21H241ZM240 22V24H242ZM48 23V22H47ZM60 23V22H59ZM63 23V22H62ZM72 23V22H71ZM75 23V22H74ZM82 23V22H81ZM80 23V24H81ZM84 23V22H83ZM94 23V22H93ZM119 23V22H118ZM162 23V22H161ZM171 23V22H170ZM184 23V22H183ZM191 23V24H192ZM201 23H202V21H201ZM207 24L209 23V22H206ZM227 25H229L228 24V22H225ZM264 23V22H263ZM91 24V23H90ZM143 26H142V25ZM145 24V25H144ZM172 24H174V21H173V23ZM197 24V23H196ZM195 24V25H196ZM29 25V24H28ZM41 25V24H40ZM67 25V24H66ZM78 25V24H77ZM76 25V26H77ZM82 25V24H81ZM84 25V24H83ZM92 25V24H91ZM98 25V24H97ZM135 27H134V26ZM153 25V24H152ZM159 25V24H158ZM157 25V26H158ZM163 25V24H162ZM181 25V24H180ZM199 25V24H198ZM212 25V24H211ZM234 25V24H233ZM238 25V24H237ZM249 25V26H250ZM38 26V25H37ZM43 26V25H42ZM56 26V25H55ZM58 26V25H57ZM60 26V25H59ZM64 26V25H63ZM71 26V25H70ZM79 26V25H78ZM140 26V31L138 30L137 31V29H135L136 27H139ZM146 26V27H145ZM154 26V25H153ZM156 26V25H155ZM174 26V25H173ZM176 26V25H175ZM179 26V25H178ZM177 26V27H178ZM201 26V25H200ZM231 26V25H230ZM236 26V25H235ZM234 26V27H235ZM46 27V26H45ZM72 27H74V26H72ZM94 27V26H93ZM98 27V26H97ZM159 27H160V25H159ZM190 27H193V25L192 26H190ZM190 27H188V28H190ZM207 27V26H206ZM227 27H229V26H227ZM234 27H232V28H234ZM237 27H239V26H237ZM241 27V26H240ZM20 28V27H19ZM59 28V27H58ZM66 28V27H65ZM96 28V27H95ZM100 28V27H99ZM120 28V27H119ZM170 28H172V26L170 27ZM196 28V27H195ZM242 28V27H241ZM241 28L240 29H237V30H240V32H241ZM245 28V27H244ZM41 29V28H40ZM60 29V28H59ZM71 29V28H70ZM160 29V28H159ZM159 29L157 30V28H156V30L157 31H159ZM167 29V28H166ZM176 29V28H175ZM181 28H179V30H180ZM183 29V28H182ZM197 29V28H196ZM200 29V28H199ZM207 29V28H206ZM210 29V28H209ZM246 30H247V28H245ZM258 29H256V30H258ZM69 30V29H68ZM80 30V29H79ZM98 30V29H97ZM168 30V29H167ZM192 30V29H191ZM204 30V29H203ZM203 30H201V32L203 31ZM246 30H244V31H246ZM249 30V29H248ZM261 30V29H260ZM57 31V30H56ZM63 31V30H62ZM65 31V30H64ZM103 31V30H102ZM120 31H121V29H120ZM175 31V30H174ZM177 31H178V29H177ZM196 31V30H195ZM198 31V30H197ZM233 31V30H232ZM252 31H253V29H252ZM73 32H75V31H73ZM79 32V31H78ZM104 32V31H103ZM142 32L144 33H146V34H151V36L148 38V37H146V36H144L143 34H142ZM167 32V31H166ZM193 32H194V29H193ZM207 32V31H206ZM210 32V31H209ZM217 32V31H216ZM234 32H236V31H234ZM239 32V31H238ZM239 32V33H240ZM250 32V31H249ZM248 32V33H249ZM256 32V31H255ZM261 32V31H260ZM9 33H11V32H9ZM52 33V32H51ZM54 33H55V31H54ZM97 33V32H96ZM107 33V32H106ZM177 33V32H176ZM187 33H188V31H187ZM203 33V32H202ZM228 33V32H227ZM233 33V32H232ZM263 33V32H262ZM58 34H59V32H58ZM178 34V33H177ZM191 34H192V32H191ZM242 34H245V35H248L247 33H245V32H243ZM254 34V33H253ZM253 34H250L251 36L253 35ZM1 35V34H0ZM75 35V34H74ZM84 35V34H83ZM195 35V34H194ZM196 35H198V33L196 34ZM204 35V34H203ZM211 35V34H210ZM214 35V34H213ZM223 35V34H222ZM225 35H227L226 33H225ZM241 35V34H240ZM255 35H256V33H255ZM258 35V34H257ZM256 35V36H257ZM9 36V35H8ZM40 36V35H39ZM53 36V35H52ZM55 36V35H54ZM60 36V35H59ZM66 36V35H65ZM69 36V35H68ZM80 36V35H79ZM90 36V35H89ZM94 36V35H93ZM165 36H167L166 34H165ZM169 36V35H168ZM184 36V35H183ZM201 36V35H200ZM207 36V35H206ZM234 36V35H233ZM11 37V36H10ZM56 37H58V36H56ZM62 37V36H61ZM75 37V36H74ZM188 37V36H187ZM194 37V36H193ZM216 37V36H215ZM222 37V36H221ZM224 37V36H223ZM226 37V36H225ZM230 37V36H229ZM235 37V36H234ZM239 37V36H238ZM241 37V36H240ZM240 37H239V39H240ZM254 37V36H253ZM260 37V36H259ZM5 38H6V36H5ZM12 38V37H11ZM80 38V37H79ZM97 38V37H96ZM170 39L171 41H169V42H167V40H165V39ZM183 38V37H182ZM197 38V37H196ZM204 38V37H203ZM245 38H247V37H245ZM254 38H257V37H254ZM8 39V38H7ZM17 39V38H16ZM23 39V38H22ZM54 39V38H53ZM62 39L63 38H61V41H62ZM85 39V38H84ZM84 39H82V40H84ZM90 39H92V38H90ZM178 39H179V37H178ZM177 39V40H178ZM202 39V38H201ZM212 39H213V37H212ZM238 39V38H237ZM239 39H238V41H239ZM249 39V38H248ZM251 39H253V38H251ZM260 39V38H259ZM258 39V40H259ZM38 40V39H37ZM46 40V39H45ZM85 40H87V39H85ZM84 40V41H85ZM133 40V39H132ZM136 40V41H135ZM187 40H189V42L192 40V39H190V37L189 38H187ZM187 40H185V41H187ZM205 40V39H204ZM225 40V39H224ZM223 40V41H224ZM233 40V39H232ZM245 40V39H244ZM42 41H44V40H42ZM41 41V42H42ZM54 41V40H53ZM60 41V40H59ZM83 41V42H84ZM93 41V40H92ZM184 41V40H183ZM194 41V38H193V40H192V42ZM195 41H197L196 39H195ZM215 41V40H214ZM234 41V40H233ZM248 41V40H247ZM249 41H251V40H249ZM254 41V40H253ZM264 41V40H263ZM263 41H261V43L263 42ZM20 42H22V41H20ZM49 42V41H48ZM57 42V41H56ZM68 42V41H67ZM81 42V41H80ZM203 43H204V41H202ZM231 42V41H230ZM236 42H237V40H236ZM245 42V41H244ZM18 43H19V41H18ZM46 43V42H45ZM45 43H43V44H45ZM50 43V42H49ZM94 43V42H93ZM97 43V42H96ZM118 43V42H117ZM123 43V42H122ZM187 43V42H186ZM191 43V42H190ZM196 43V42H195ZM199 43V42H198ZM258 43V42H257ZM32 44V43H31ZM34 44V43H33ZM41 44V43H40ZM68 44V43H67ZM106 44V43H105ZM109 44V43H108ZM192 44V43H191ZM190 44V45H191ZM197 44V43H196ZM221 44H223V42L221 43ZM230 44V43H229ZM237 44V43H236ZM240 44V43H239ZM256 44V43H255ZM254 44V45H255ZM52 45V44H51ZM70 45V44H69ZM68 45V46H69ZM72 45V44H71ZM75 45V44H74ZM98 45H99V42H98ZM103 45V44H102ZM122 45H124V44H122ZM184 45V44H183ZM201 45H202V43H201ZM214 45V44H213ZM248 45H251V44H249L248 43ZM37 46V45H36ZM53 46V45H52ZM100 46H101V44H100ZM189 46V43H188V45L186 46V47H188ZM192 46V45H191ZM195 46V45H194ZM197 46V45H196ZM195 46V47H196ZM231 46V45H230ZM234 46H236L235 44H234ZM258 46V45H257ZM256 46V47H257ZM65 47V46H64ZM70 47H72V46H70ZM96 47H97V45H96ZM106 47V46H105ZM140 47V48H141ZM190 47V46H189ZM208 47V46H207ZM240 47V46H239ZM259 47V46H258ZM61 48V47H60ZM98 48V47H97ZM181 48V47H180ZM203 48V47H202ZM206 48V47H205ZM222 48H223V46H222ZM221 48V49H222ZM228 48V47H227ZM231 48H232V46H231ZM235 48V47H234ZM238 48V47H237ZM260 48V47H259ZM262 48V47H261ZM46 49V48H45ZM52 49V48H51ZM55 49V48H54ZM63 49H65V48H63ZM66 49H68V48H66ZM84 49V48H83ZM105 49V48H104ZM109 49V48H108ZM137 49H139V48H137ZM176 50V52H174L175 50ZM224 50H225V48H223ZM246 49V48H245ZM263 49V48H262ZM70 50V49H69ZM72 50V49H71ZM78 50V49H77ZM204 50V49H203ZM216 49H214V51H215ZM219 50V49H218ZM218 50H216V52L218 51ZM238 50V49H237ZM241 50H242V48H241ZM247 50V49H246ZM36 51V50H35ZM62 51V50H61ZM64 51V50H63ZM108 51V50H107ZM118 51V50H117ZM139 51V50H138ZM184 51V50H183ZM235 51V50H234ZM243 51V50H242ZM126 52H128V51H126ZM182 52V51H181ZM186 52V51H185ZM188 52V51H187ZM215 52V53H216ZM228 52H230L229 51V48H228ZM238 52V51H237ZM252 52V51H251ZM250 52V53H251ZM263 52V51H262ZM57 53V52H56ZM62 53V52H61ZM64 53V52H63ZM120 52H118V54H119ZM121 53H122V51H121ZM121 53L119 54V55H121ZM136 53V52H135ZM197 53V52H196ZM217 53H220V52H217ZM216 53V54H217ZM246 53V52H245ZM66 54V53H65ZM71 54V53H70ZM109 54V53H108ZM155 54V55H154ZM173 54V55H172ZM183 54V53H182ZM221 54V53H220ZM220 54H219V56H220ZM229 54V53H228ZM242 54V53H241ZM248 54V53H247ZM254 54H256V53H254ZM67 55V54H66ZM65 55V56H66ZM73 55V54H72ZM80 55V54H79ZM104 56H105V54H103ZM197 55V54H196ZM214 55V54H213ZM237 55V54H236ZM257 55V54H256ZM65 56H63V57H65ZM75 56V55H74ZM146 56V57H147ZM182 56V55H181ZM218 56V57H219ZM233 56V55H232ZM231 56V57H232ZM240 56V55H239ZM241 56H243V55H241ZM254 56V55H253ZM258 56V55H257ZM84 57V56H83ZM117 57V56H116ZM121 57V56H120ZM149 57V56H148ZM185 57V56H184ZM224 57V56H223ZM227 57V56H226ZM229 55H228V57L226 58L227 60H230L229 59ZM249 57H250V55H249ZM248 57V58H249ZM262 57V56H261ZM78 58H79V56H78ZM105 58V57H104ZM118 58V57H117ZM141 58V57H140ZM175 58V59H174ZM189 58V57H188ZM187 58V59H188ZM241 58V57H240ZM263 58V57H262ZM69 59V58H68ZM122 59H123V57H122ZM125 59V58H124ZM139 59V58H138ZM153 59H155V58H153ZM152 59V60H153ZM183 59V58H182ZM186 59V60H187ZM218 59V58H217ZM236 59H237V56H236ZM235 59V60H236ZM65 60V59H64ZM63 60V61H64ZM67 60V59H66ZM76 60V59H75ZM111 60V59H110ZM120 60V59H119ZM129 60V59H128ZM142 60V59H141ZM178 60H180V59H178ZM218 60H220V57H219V59ZM227 60H225V62L227 61ZM239 60V59H238ZM247 60V59H246ZM257 60V59H256ZM261 60H263V59H261ZM149 61V60H148ZM166 61V62H165ZM185 61V60H184ZM183 61V62H184ZM188 61V60H187ZM205 61V60H204ZM207 61V60H206ZM210 61H211V59H210ZM209 61V62H210ZM212 61H213V59H212ZM243 61H244V58H243ZM248 61V60H247ZM264 61V60H263ZM129 62V61H128ZM139 63H140V59H139V61H138ZM143 62V61H142ZM165 62V63H164ZM222 62H224V58L222 59ZM224 62V63H225ZM239 62V61H238ZM249 62H251L250 60H249ZM61 63V62H60ZM71 63V62H70ZM119 63V62H118ZM145 63V62H144ZM150 63V62H149ZM187 63V62H186ZM220 63H221V61H220ZM229 63V62H228ZM231 63V62H230ZM242 63V62H241ZM245 63V62H244ZM243 63V64H244ZM255 63V62H254ZM72 64V63H71ZM157 64V65H158ZM190 64V63H189ZM195 64V63H194ZM209 64V63H208ZM212 64V63H211ZM213 64H216V63H214L213 62ZM212 64V65H213ZM223 64V63H222ZM235 64V63H234ZM251 64V63H250ZM255 64H257V63H255ZM254 64V65H255ZM59 65V64H58ZM102 65V64H101ZM118 65V64H117ZM196 65H198V64H196ZM210 65V64H209ZM220 65V64H219ZM236 65V64H235ZM235 65H231V66H235ZM249 65V64H248ZM247 65V66H248ZM60 66H61V64H60ZM103 66V65H102ZM149 66V65H148ZM168 66V67H167ZM181 66V65H180ZM192 66V65H191ZM190 66V67H191ZM221 66V65H220ZM223 66V65H222ZM229 66V65H228ZM62 67V66H61ZM143 67H144V64H143ZM150 67V66H149ZM164 67V68H163ZM172 67H173V65H172ZM199 67V66H198ZM224 67V66H223ZM226 67H227V65H226ZM237 68H238V66H236ZM239 67H243V66H239ZM245 67V66H244ZM260 67V66H259ZM259 67L257 68V71L259 72ZM68 68V67H67ZM107 68V67H106ZM125 68V67H124ZM127 68V67H126ZM140 68H142V67H140ZM192 68V67H191ZM191 68H190V70H191ZM216 68V67H215ZM222 68V67H221ZM231 68V67H230ZM229 68V69H230ZM246 68V67H245ZM248 68H249V66H248ZM61 69V68H60ZM65 69H66V66H65ZM97 69H98V66H97ZM158 69V68H157ZM200 69V68H199ZM202 69V68H201ZM212 69V68H211ZM214 69V68H213ZM217 69V68H216ZM232 70L233 69H235L234 71H236V68L235 67H233V68H231ZM231 69H230V71H231ZM239 69H243V68H238V70ZM250 69V68H249ZM252 69V68H251ZM64 70V69H63ZM100 70V69H99ZM105 70H107V69H105ZM142 70V69H141ZM140 70V71H141ZM144 70V69H143ZM142 70V71H143ZM170 70V69H169ZM175 70V69H174ZM223 70H225V69H223ZM237 70V71H238ZM261 70V69H260ZM66 71V70H65ZM67 71H68V69H67ZM127 71V70H126ZM138 71V70H137ZM159 71H161V69L160 70H158V73H157V76L159 77V79H160V84H159V86L157 85V89H161L163 92H161V90H160V92L158 91V93H157V89L155 90L154 89V92H156V94H154L153 92H152V86L150 87V86H148V88L151 90H149V92H151V93H149L148 91V93H149V95H151V94H154L155 96L156 95H160V96H164V98L166 99V97L168 98V99H170V100H166V102H169V101H171V100H173V99H178V98H180L181 96L182 97H185V99H186V101L182 104L183 105V108H182V111H180V110H177L176 112H177V114H178V116L179 117H182L183 118V116L182 115H186V111H188L189 109H191V105H193V104H191V105H189L188 104V100L189 99H194L195 101H196V99L198 98V99H203L202 100V104H204L203 102H205V100H206V102L208 101L207 99H205V98H207V97H205V95H206V93H207V91H208V93H210V91H211V93H214L213 91H212V89H209L208 87H210V86H212V85H210L209 86V83L207 84H205V85H203V84H201L200 82H202V81H199V83L196 85H192L190 82L189 83H186V82H184V81H181V79L179 80V81H174V80H168V79H166L165 77H160V76H163V73H164V71H163V73L162 72H160L159 73ZM168 71V70H167ZM179 71V70H178ZM182 71V70H181ZM213 71V70H212ZM225 71H228V70H225ZM242 72V71H245V70H239V72ZM247 71V70H246ZM252 71V70H251ZM104 72V71H103ZM107 72V71H106ZM120 72V71H119ZM122 72V71H121ZM171 72V71H170ZM175 72V71H174ZM200 72V71H199ZM215 72H216V70H215ZM218 72V71H217ZM239 72H237L238 74H239ZM255 72V71H254ZM100 73V72H99ZM98 73V74H99ZM109 73V72H108ZM126 73V72H125ZM124 73V74H125ZM129 73V72H128ZM136 73V72H135ZM134 73V74H135ZM183 73V72H182ZM205 73V72H204ZM212 73V72H211ZM210 73V74H211ZM225 73V72H224ZM223 73V74H224ZM228 73V72H227ZM43 74V73H42ZM97 74V73H96ZM119 74V73H118ZM143 74V73H142ZM160 76H159V75ZM165 74V73H164ZM179 74V73H178ZM233 74V73H232ZM257 74V73H256ZM40 75H41V73H40ZM63 75V74H62ZM100 75V74H99ZM120 75V74H119ZM128 75V74H127ZM140 75V74H139ZM168 75V74H167ZM180 75V74H179ZM213 75H214V73H213ZM225 75H227V74H225ZM245 75V74H244ZM260 75V74H259ZM202 76V75H201ZM207 76V75H206ZM220 76V75H219ZM224 76V75H223ZM228 76V75H227ZM246 76V75H245ZM244 76V77H245ZM94 77V76H93ZM100 76H98L97 78H99ZM124 76L122 75V78H123ZM237 77V76H236ZM254 77V76H253ZM45 78V77H44ZM47 78V77H46ZM86 78V77H85ZM95 78V77H94ZM96 78V79H97ZM126 78V77H125ZM125 78H123V79H125ZM128 78V77H127ZM126 78V79H127ZM145 78V77H144ZM143 78V79H144ZM229 78V77H228ZM234 78V77H233ZM240 78V77H239ZM101 79H103V78H101ZM125 79V80H126ZM142 79V80H143ZM147 79V78H146ZM146 79H144V80H146ZM179 79V78H178ZM185 79V78H184ZM208 79V78H207ZM237 79V78H236ZM235 79V80H236ZM249 79V78H248ZM257 79V78H256ZM255 79V80H256ZM259 79V78H258ZM262 79V78H261ZM127 80H129V79H127ZM221 80V79H220ZM234 80V79H233ZM243 80V79H242ZM254 80V79H253ZM254 80V81H255ZM88 81V80H87ZM86 81V82H87ZM107 81V80H106ZM134 81V80H133ZM185 81H186V79H185ZM197 81V82H198ZM205 81V80H204ZM213 81V80H212ZM221 81H224V80H221ZM230 81V80H229ZM244 81V80H243ZM261 81V80H260ZM107 82H109V81H107ZM139 82H140V80H139ZM144 82H146V81H144ZM147 82H148V80H147ZM219 82V81H218ZM238 82H241V81H238ZM238 82H237V84H238ZM245 82H247V81H245ZM259 82V81H258ZM202 83H205V82H202ZM216 83H217V81H216ZM220 83V82H219ZM218 83V84H219ZM92 84V83H91ZM108 84V83H107ZM148 84H149V82H148ZM148 84H146V85H148ZM249 84H250V82H249ZM248 84V85H249ZM94 85V84H93ZM151 85V84H150ZM208 85V86H207ZM219 85H221V84H219ZM231 85V84H230ZM247 85V86H248ZM99 86H101V85H99ZM145 86V85H144ZM224 86H227V85H225L224 84ZM236 86V85H235ZM136 87V86H135ZM233 87H234V84H233ZM141 88V87H140ZM211 88V87H210ZM232 88V87H231ZM138 89V88H137ZM228 89V88H227ZM131 90V89H130ZM141 90V89H140ZM140 90H138V93H139V91ZM145 89H143V91H144ZM134 91H135V89H134ZM142 91V90H141ZM146 91V90H145ZM224 91H226V90H224ZM261 91V90H260ZM124 92V91H123ZM133 92V91H132ZM131 92V93H132ZM136 92H137V90H136ZM146 92V93H147ZM223 92V91H222ZM241 92V91H240ZM262 92L263 91H261V94H262ZM122 93V92H121ZM121 93L119 94V95H121ZM141 93H143L144 94V92H141ZM148 93H147V95H148ZM210 93V94H211ZM231 93H233V92H231ZM118 94V93H117ZM137 94V93H136ZM140 94V93H139ZM123 95V94H122ZM126 95V94H125ZM146 95V94H145ZM146 95V96H147ZM153 95V96H154ZM209 95V94H208ZM260 95V94H259ZM124 96V95H123ZM141 96V95H140ZM144 96V95H143ZM216 96V95H215ZM224 96H225V94H224ZM227 96H229L228 94H227ZM232 96V95H231ZM235 96V95H234ZM238 96V95H237ZM262 96V95H261ZM133 97H136V95L135 96H133ZM148 97H150V96H148ZM158 97V96H157ZM197 97V98H196ZM212 97V96H211ZM246 97H247V95H246ZM245 97V98H246ZM140 98V97H139ZM145 98V97H144ZM143 98V99H144ZM151 98V97H150ZM196 98V99H195ZM220 98H221V96H220ZM235 98V97H234ZM129 99V98H128ZM138 99V98H137ZM164 99V100H165ZM183 99V98H182ZM184 99V100H185ZM215 99V98H214ZM135 100H136V98H135ZM145 100V99H144ZM148 100H149V98H148ZM158 100H159V98H158ZM200 100V101H201ZM246 100V99H245ZM253 100V99H252ZM132 101V100H131ZM141 100L139 99V102H140ZM147 101V100H146ZM154 101V100H153ZM162 101V100H161ZM194 101V102H195ZM217 101V100H216ZM235 101V100H234ZM139 102L137 103V104H139ZM148 102V101H147ZM193 102V101H192ZM205 102V103H206ZM252 102V101H251ZM142 103H144V101L142 102ZM152 103V102H151ZM150 103V104H151ZM196 103V102H195ZM239 103H240V101H239ZM248 103V102H247ZM148 104V103H147ZM146 104V105H147ZM210 104H213V103H210V101H209V103H207V104H204V107H205V105L207 106V107H203V109L201 110V112H200V114H199V116H195L192 120H186V121H180L182 118H179L178 117V119L176 120L175 118L173 119V120H167V119H161V117L160 116H158V114H160V113H153L154 115H151V118H152V116H154V120L152 119V121H154V122H152L151 120H148V118H147V120H146V118L143 116L142 118H140L139 117V112L137 113V111L135 112L134 111V113H136L135 115L133 114V116H135L136 117V115H137V119H135V120H133L135 117H133V118H131L132 117V115H131V117H130V115H129V117L132 119V120H129L130 118H128V120H126V121H121L120 122V124H119V122H118V124H114L115 125V128L113 127L112 129H110V131L111 132H113V133H110V134H107V135H110L112 138H111V140H112V146H111V151L110 152H108L107 153V158H108V160L106 159V161L109 163H107L108 164V166H107V164H105V162L106 161H104L103 160V156L101 157L102 158V160H103V162H104V164L103 165H105L104 167V169H101V171H98L99 173H97V176L96 177H94L93 178V175H94V172H95V170H93V169H95V168H93L92 170H90V171H88V174L87 173H82L81 175H83L82 177L79 175V180L77 179V182L76 183H74L72 186H67L66 185V187H68L67 188V190H69L70 192H73V193H76V194H78V196L75 194V196L73 195V194H69L68 192H67V194H65L64 196L62 195V198L60 199V200H58L54 205H53V207L52 208H50V209H48V210H46L45 208V210H40L43 206L45 207V203H47L46 202V198L44 197L45 195L43 194V196H41L40 195V192L38 193L39 194V196H40V198H34L31 194L30 195H25V194H23L22 196H17V193L19 192V190L20 189H22V188H20L19 189V186L17 187V185H15L13 188H15V190H16V192L17 193H12L11 191H6V189L8 190V187H9V185L11 186V185H13V183L16 181H19L18 180V177H20V176H18V174H17V172L19 173V170H21V166H19V164H18V160H20V159H16V162H17V164L15 165V167H13V165H12V167H11V165H8V166H5V165H0V168H1V166H2V168L5 166V169H6V167H9V169H10V167L11 168H13V170L12 169H10L9 171H11V172H7L5 169H2L1 168V171H0V252L1 253H3V254H5L6 252H8V254H6L7 256H5L6 258H8V260H6V261H9L8 262V264H14V261L15 260H17V262L15 263V264H113L114 262H115V260H114V262H113V257L115 256H113L112 254L113 253H115L114 251H116L117 249H115V250H113V249H109V244L111 243L110 241H112L113 239L111 238V235H109V233H108V230H113V232L116 230V229H114V228H116L115 227V223H116V221H114V216L112 215H108L107 217H104V218H106V219H101V215L97 212V209L95 208V204L97 203V201H100V202H102V200L104 201V199H105V201H106V199L109 197H111L112 198V195L111 194H113V193H115L112 189L110 190V187L112 186V185H114L115 183H118V182H114V181H117V180H115L117 177H112L114 174L113 173H115V172H117V173H115L117 176L119 175V173L123 170V171H125L126 172V174H130L131 172H136V174H135V177H137V176H139V173L137 172V171H139V169L137 168V161H139L140 162V166L141 165H143V164H145V167H147V173H146V175H148L147 176V179H148V181H150L149 182V184H144L143 183V178H144V176L142 177H138V179H140V181H138V180H136V181H138V182H141V180H142V182L141 183H143L144 185L142 186V184H141V186L144 188V189H151V191H149V193L148 194H150V192H156V191H158V192H156V193H162L163 195H164V197H165V199H166V201L168 200V202L170 201V203H171V205H172V203H175V204H177V207L178 206H180L179 204V197H177V189L179 188V190L181 189L180 188V185H185L187 188H188V191H189V193L188 194H184V195H187L188 196V198L190 197L191 199H190V201L191 202H193L192 203V205H196V206H200V203L198 202V200H200V196L202 195V197L203 198H208V204L210 203V204H212V205H214L213 207H215V205L217 206V209L219 208V207H221L222 209H225L226 210V208L228 207H230L231 209L233 208V206L231 207V204L233 205L234 204V207H237L238 206V204L240 205V206H238L239 208H237V210L238 211H236V212H238L237 213V215L236 214H234V216L236 215V216H239L240 217V215L242 216V214H244L243 215V217L244 218H246L247 216H251V215H253L254 213H255V211H254V209H258L259 211L263 208V205H264V199H263V201L260 203V204H263V205H261V209H260V205H256V203L254 202L255 201V199H254V201H253V199L251 198V197H253L254 196V198H255V195H256V193H258L257 195H259L260 194V191H264V188H263V184H264V133H260V132H262V131H264V128H262V127H260V124L258 125V129H259V127H260V131L258 130V131H255V129L254 128H256V127H253L252 126V124H249V125H245V123H246V121H243V122H245L243 125H242V123H240L241 121V119H238L237 120V118H236V120H233V118H232V120L230 119V118H228L227 117V115H222V114H220V112H219V109H217V108H215L214 107V105L212 106V105H210ZM223 104V103H222ZM221 104V105H222ZM235 104H238V103H235ZM241 104V103H240ZM253 104V103H252ZM153 105V104H152ZM151 105V106H152ZM233 105V104H232ZM104 106H105V104H104ZM127 106H129V103H128V105ZM130 106H131V104H130ZM135 106V105H134ZM145 106V105H144ZM162 106V105H161ZM170 106H171V104H170ZM174 106V105H173ZM175 106H176V103H175ZM211 106V107H210ZM222 106H224V105H222ZM221 106V107H222ZM230 106V105H229ZM240 106V105H239ZM243 106V105H242ZM241 106V107H242ZM107 107V106H106ZM131 107H133V106H131ZM157 107V106H156ZM165 107V106H164ZM193 107H195L196 108V105H193ZM226 107V106H225ZM224 107V108H225ZM127 108V107H126ZM136 108H137V106H136ZM140 108V107H139ZM138 108V109H139ZM144 108V107H143ZM170 108V107H169ZM168 108V109H169ZM224 108H221V109H224ZM249 108V107H248ZM251 108V107H250ZM254 108V107H253ZM106 109V108H105ZM129 109V108H128ZM148 109V108H147ZM146 109V110H147ZM161 109H162V107H161ZM220 109V110H221ZM145 110V109H144ZM151 110V109H150ZM155 110V109H154ZM170 110V109H169ZM172 110V109H171ZM175 110V109H174ZM195 110V109H194ZM225 110V109H224ZM223 110V111H224ZM139 111V110H138ZM152 111V110H151ZM227 111H228V109H227ZM230 111V110H229ZM235 111H236V109H235ZM105 112V111H104ZM107 112V111H106ZM105 112V113H106ZM109 112V111H108ZM107 112V113H108ZM133 112V111H132ZM131 112V113H132ZM148 112V111H147ZM158 112V111H157ZM161 112V111H160ZM180 112V113H179ZM253 112H255V111H253ZM110 113V112H109ZM108 113V114H109ZM149 113V112H148ZM151 113V112H150ZM171 113V112H170ZM229 113V112H228ZM246 113V112H245ZM107 114V115H108ZM114 114V113H113ZM141 114H144V113H141ZM147 114V113H146ZM167 114V113H166ZM202 114V115H201ZM243 114V113H242ZM257 114V113H256ZM106 115V116H107ZM112 115V114H111ZM118 115V114H117ZM175 115V114H174ZM174 115H172V116H174ZM197 115V114H196ZM83 116V115H82ZM102 116V115H101ZM110 116V115H109ZM125 116V115H124ZM128 116V115H127ZM141 116V115H140ZM150 116V115H149ZM169 116H170V114H169ZM244 116V115H243ZM46 117V116H45ZM76 117H77V115H76ZM81 117V116H80ZM103 117V116H102ZM105 117V116H104ZM108 117V116H107ZM106 117V118H107ZM115 117V116H114ZM158 117H159V120L158 121H161V123H162V125H160L161 127H159L158 125H157V127L158 128H156V127H153V126H155V124H157V123H155L156 121H157V119H158ZM175 117H177V115L175 116ZM255 117H256V115H255ZM71 118V117H70ZM87 118H90V117H87ZM120 118H122V117H120ZM125 118V117H124ZM139 118V119H138ZM150 118V117H149ZM163 118V117H162ZM239 118H240V116H239ZM260 118V117H259ZM48 119V118H47ZM85 119V118H84ZM108 119V118H107ZM125 119H127V118H125ZM43 120V119H42ZM44 120L46 121V119L44 118ZM83 120V119H82ZM90 120V119H89ZM96 120V119H95ZM119 120V119H118ZM259 120V119H258ZM264 120V119H263ZM55 121V120H54ZM53 121V122H54ZM73 121V120H72ZM86 122H88L87 120H85ZM107 121V120H106ZM111 121H113L112 119H111ZM60 122V121H59ZM82 122V121H81ZM85 122V123H86ZM97 122H98V120H97ZM110 122V121H109ZM254 122V121H253ZM258 122V121H257ZM79 123H80V120H79ZM84 123V122H83ZM94 123V122H93ZM99 123H102V122H99ZM263 123V122H262ZM261 123V124H262ZM60 124V123H59ZM81 124V123H80ZM79 124V125H80ZM90 124H91V121H90ZM112 124V126H114ZM144 124L146 125V124H150L153 128H154V130L152 129V130H149L150 132V135L149 136H143V134H144V131H143V128L144 129H146V127H148V126H150V125H147V126H145L144 127ZM163 124H164V127L162 128V126H163ZM105 125H107L108 126V124H105ZM78 126V125H77ZM83 126H84V124H83ZM138 126H140V130H142L143 131V134L141 135V137L139 138V136H140V134L137 136L138 138H130L129 136H126V135H124L125 134V132H126V130L128 129V128H133V127H138ZM150 126V127H151ZM241 126L243 127L242 128V130H240L241 129ZM47 127V126H46ZM56 127V126H55ZM85 127V126H84ZM89 127V126H88ZM91 127V126H90ZM106 127V126H105ZM109 127H111V125L109 126ZM141 127H142V129H141ZM249 127H251V128H249ZM240 128V129H239ZM52 129V128H51ZM85 129V128H84ZM88 129H91V128H88ZM97 129V128H96ZM134 129V128H133ZM132 129V130H133ZM234 129H236V130H234ZM257 129V128H256ZM6 130V129H5ZM8 130V129H7ZM10 130V129H9ZM13 130V129H12ZM15 130H16V128H15ZM55 130H56V128H55ZM86 130V129H85ZM84 130V131H85ZM131 130V129H130ZM147 130V129H146ZM234 130V131H233ZM239 130V131H238ZM3 131V130H2ZM11 131V130H10ZM22 131V130H21ZM44 131V130H43ZM47 131V130H46ZM90 131H92V130H90ZM89 131V132H90ZM95 131V130H94ZM108 132H109V130H107ZM136 131H137V129H136ZM166 131V133L165 134H163L162 132H165ZM232 131V132H231ZM1 132V131H0ZM97 132V131H96ZM129 132V131H128ZM2 133V132H1ZM59 133V132H58ZM83 133H85V132H83ZM104 133V132H103ZM132 133H134V131L132 132ZM140 133V132H139ZM148 133V134H149ZM160 133V134H159ZM162 133V134H161ZM7 134V133H6ZM12 134V133H11ZM28 134V133H27ZM48 134V133H47ZM57 134V133H56ZM97 134V133H96ZM101 134V133H100ZM114 134V136H112ZM51 135H52V133H51ZM61 135V134H60ZM81 135V134H80ZM95 135V134H94ZM107 135H105V136H107ZM146 135V134H145ZM23 136V135H22ZM50 136V135H49ZM57 136V135H56ZM62 136V135H61ZM90 136H91V134H90ZM90 136H89V138H90ZM104 136V135H103ZM133 136V135H132ZM1 137V136H0ZM113 137L116 139V141H115V139L113 140ZM135 137H136V135H135ZM13 138V137H12ZM11 138V139H12ZM69 138V137H68ZM93 138H94V136H93ZM102 138V137H101ZM105 138H108V136L107 137H105ZM169 138H170V140H169ZM17 139V138H16ZM15 139V140H16ZM22 139V138H21ZM48 139V138H47ZM59 140H60V138H58ZM63 139V138H62ZM74 139V138H73ZM77 139V138H76ZM79 139V138H78ZM110 139V138H109ZM3 140V139H2ZM6 140H8V139H6ZM18 140V139H17ZM28 140H29V138H28ZM56 140H57V138H56ZM167 140V141H166ZM10 141V140H9ZM47 141V140H46ZM50 141V140H49ZM71 142H73L72 141V139L70 140ZM88 141H90V140H88ZM114 141V142H113ZM3 142V141H2ZM20 142H22V140L20 141ZM70 142V143H71ZM83 142V141H82ZM92 142V141H91ZM95 142V141H94ZM94 142H93V144H94ZM16 143V142H15ZM24 143V142H23ZM33 143V142H32ZM48 143V142H47ZM46 143V144H47ZM62 143V142H61ZM9 144V143H8ZM17 144V143H16ZM19 144V143H18ZM21 144V143H20ZM26 144V143H25ZM43 144V143H42ZM55 144V143H54ZM53 144V145H54ZM111 144V143H110ZM166 144H167V146H169V147H171L170 148V152H169V149L168 150H164V148H169V147H166ZM12 145H14V144H12ZM34 145V144H33ZM45 145V144H44ZM60 145V144H59ZM67 145V144H66ZM65 145V146H66ZM75 145V144H74ZM73 145V146H74ZM98 145V144H97ZM96 145V146H97ZM8 146H10V145H8ZM22 146V145H21ZM26 146V145H25ZM56 146H57V144H56ZM63 146V145H62ZM95 146V145H94ZM164 148H163V147ZM30 147V146H29ZM48 146H46V148H47ZM51 147V146H50ZM61 147V146H60ZM77 147V146H76ZM91 147H92V145H91ZM4 148H6V145H5V147ZM13 148V147H12ZM64 148H66V147H64ZM68 148V147H67ZM79 148V150L81 151L82 149V147L80 148V147H78ZM86 148V147H85ZM107 148V147H106ZM14 149V148H13ZM88 149V148H87ZM87 149H86V151H87ZM93 149V148H92ZM97 149V148H96ZM95 149V150H96ZM101 149V148H100ZM163 149V150H162ZM5 150V149H4ZM7 150V149H6ZM6 150H5V152H6ZM18 150V149H17ZM45 150V149H44ZM50 150V149H49ZM67 150V149H66ZM73 150V149H72ZM26 151V150H25ZM54 151H56V150H54ZM70 151H71V149H70ZM83 151V150H82ZM93 151V150H92ZM99 151V150H98ZM166 151H168L169 152V154L168 155H170V158H172V160H170V159H168L169 158V156L167 155V157L168 158H165V155H166ZM19 152V151H18ZM30 152V151H29ZM37 152V151H36ZM46 152H47V150H46ZM49 152V151H48ZM65 152V151H64ZM90 152V151H89ZM16 153V152H15ZM31 153V152H30ZM58 153V152H57ZM79 153V152H78ZM77 153V154H78ZM95 152L93 151V154H94ZM98 153H100V152H98ZM98 153H96V155L98 154ZM103 153V152H102ZM1 154V153H0ZM6 154V153H5ZM14 154V153H13ZM27 154V153H26ZM35 154V153H34ZM84 154V153H83ZM52 155V154H51ZM67 155V154H66ZM18 156V155H17ZM31 156V155H30ZM36 156V155H35ZM59 156V155H58ZM74 157H75V155H73ZM72 156V157H73ZM93 156V155H92ZM99 156V155H98ZM39 157V156H38ZM93 157H96V156H93ZM1 158V157H0ZM19 158V157H18ZM24 158V157H23ZM28 158V157H27ZM36 158V157H35ZM60 158V157H59ZM67 158H69L68 157V155H67ZM86 158H88L87 160H89L90 158L87 156ZM97 158V157H96ZM106 158V157H105ZM104 158V159H105ZM113 158V161H114V158H118L119 160H118V162L117 163H119L120 164V162H126V160H127V162L128 161H130V159H132L131 161H133V163H132V165H130V166H128L129 168L131 167V169H127L126 168V166L124 167V168H119V165L117 164V165H114V166H112L113 164H111V163H113V162H111V159ZM26 159V158H25ZM32 159H34V158H32ZM70 159V158H69ZM79 159V158H78ZM83 159V158H82ZM95 159V158H94ZM93 159V160H94ZM142 161V163L143 164H141V161ZM167 159V160H166ZM7 160V159H6ZM31 160V159H30ZM46 160H47V158H46ZM45 160V161H46ZM77 160V159H76ZM96 160V159H95ZM98 160H100V159H98ZM168 160H169V162H168ZM5 161V160H4ZM21 161V160H20ZM23 161V160H22ZM25 161V160H24ZM27 161V160H26ZM52 161V160H51ZM90 161H91V159H90ZM40 162H42V161H40ZM43 162H44V159H43ZM48 162L50 163V161H49V159H48ZM59 162V161H58ZM137 162V163H136ZM0 163H1V161H0ZM26 163V162H25ZM24 163V164H25ZM53 163V162H52ZM93 163V162H92ZM91 163V164H92ZM131 163V162H130ZM38 165H39V163H37ZM46 164H48V163H46ZM60 164V163H59ZM83 164V163H82ZM58 165V164H57ZM66 165V164H65ZM85 165V164H84ZM84 165H83V167H84ZM111 165V166H110ZM147 165V166H146ZM41 166V165H40ZM62 165H60V167H61ZM68 166V165H67ZM93 166V165H92ZM123 166V165H122ZM44 167V166H43ZM49 167V166H48ZM54 167H56V166H53V169H55ZM59 167V168H60ZM73 167V166H72ZM136 169H135V168ZM139 167V166H138ZM46 168V167H45ZM65 168V167H64ZM63 168V169H64ZM67 168V167H66ZM133 168H134V170H133ZM26 169H28V168H26ZM40 169V168H39ZM47 169H49V168H46V170ZM52 169V170H53ZM62 169V170H63ZM85 169V168H84ZM138 169V170H137ZM2 170H4V171H6V172H4V171H2ZM45 170V169H44ZM44 170L43 169H41L40 171H37L38 172V174L41 176V174L43 175V176H45L46 177V172H44ZM74 170V169H73ZM76 170V169H75ZM144 170H145V168H144ZM64 171V170H63ZM91 171H93V172H91ZM107 171H109V172H107ZM123 171H122V173H123ZM34 172V171H33ZM48 172H52L51 171V169L48 171ZM60 172H62V171H60ZM68 172H70V171H68ZM67 172V173H68ZM81 172V171H80ZM82 172H83V170H82ZM90 172V173H89ZM124 172V173H125ZM140 172V171H139ZM23 173H25V172H23ZM73 173V172H72ZM76 173V172H75ZM106 173H109V174H106ZM133 173V174H134ZM144 173V172H143ZM70 174V173H69ZM77 174V173H76ZM85 174H87V175H85ZM93 174V175H92ZM113 174V175H112ZM121 174V173H120ZM133 174H131V175H133ZM138 174V175H137ZM20 175V174H19ZM22 175V174H21ZM35 175V174H34ZM52 175V174H51ZM58 175V174H57ZM62 175H64L63 174V172H62V174L60 175L59 174V177L60 176H62ZM65 175H68V174H65ZM72 175H74V174H72ZM85 175V176H84ZM95 175H96V173H95ZM94 175V176H95ZM112 175V176H111ZM123 175V174H122ZM121 175V176H122ZM130 175V176H131ZM137 175V176H136ZM143 175H145V173L143 174ZM24 176V175H23ZM43 176H41V177H43ZM112 178H111V177ZM134 176V175H133ZM33 177V176H32ZM132 177V176H131ZM130 177V178H131ZM30 178V177H29ZM35 178V177H34ZM75 178V177H74ZM118 178H121L120 176H118ZM117 178V179H118ZM123 178V177H122ZM121 178V179H122ZM125 178V177H124ZM128 178V177H127ZM232 178H234L235 180H233ZM28 179V178H27ZM64 179V178H63ZM93 179H95V180H93ZM112 179H114V180H112ZM129 179V178H128ZM133 179V178H132ZM137 179V178H136ZM230 179H232L233 180V182H232V180H230ZM29 180V179H28ZM35 180V179H34ZM56 180V179H55ZM127 180V179H126ZM131 180V179H130ZM21 181V180H20ZM26 181V180H25ZM31 180H29V182H30ZM68 181V180H67ZM145 181V180H144ZM147 181V182H148ZM171 181V182H170ZM21 182H23V181H21ZM122 183H123V179H122V181H121ZM129 182V181H128ZM146 182V183H147ZM19 183V182H18ZM17 183V184H18ZM26 183V185H27V182H25ZM69 183H70V179H69ZM127 183V182H126ZM66 184H67V182H66ZM32 185V184H31ZM71 185V184H70ZM122 185L120 184V187H121ZM128 186H129V184H128ZM6 187V188H5ZM33 187V186H32ZM54 187V186H53ZM65 187V186H64ZM126 187H127V185H126ZM125 187V188H126ZM170 187V188H169ZM33 188H35V187H33ZM61 188V187H60ZM122 188V187H121ZM124 188V189H125ZM134 188H135V185H134ZM137 188V187H136ZM142 188V189H143ZM171 188H173V190L171 189ZM5 189V190H4ZM62 189V188H61ZM129 189V188H128ZM144 189L142 190V192L141 193H143V191H144ZM147 189H146V191H147ZM185 189V188H184ZM24 190V189H23ZM28 190H29V187H28ZM51 190V189H50ZM66 189L64 190L63 189V191H65V193H66V191H67ZM62 191V192H63ZM119 191V190H118ZM134 191V190H133ZM146 191H144V192H146ZM181 191H182V189H181ZM60 192V191H59ZM110 192V193H109ZM113 192V193H112ZM127 192V191H126ZM153 192V193H154ZM173 192H175L174 194H173ZM180 192V191H179ZM179 192H178V194H179ZM11 193H12V196H11ZM21 193H22V191L20 192V193H18V194H20L21 195ZM32 193V192H31ZM34 193V192H33ZM121 193V192H120ZM136 193V192H135ZM181 193V192H180ZM183 193V192H182ZM181 193V194H182ZM8 194H10V196L8 195ZM14 194V195H13ZM29 194V193H28ZM53 194V193H52ZM52 194H50L51 196H52ZM57 194H59V193H57ZM60 194H63V193H61L60 192ZM138 194H140V192H138ZM5 195H8L7 197H5L6 198V200H4L3 202H1V198L3 199V197L5 196ZM16 195V196H15ZM80 195V196H79ZM106 195H107V198H104V197H106ZM111 195V196H110ZM114 195V194H113ZM141 195V194H140ZM197 195V196H196ZM200 195V196H199ZM58 196H60V195H58ZM115 196V195H114ZM155 196V195H154ZM187 196H185V198L187 197ZM264 196V195H263ZM54 197V196H53ZM57 197V196H56ZM104 199H103V198ZM135 197H137L136 196V194H135ZM180 197H183L184 198V196L183 195H181ZM196 197H198L197 199H196ZM201 197V198H202ZM259 197V196H258ZM262 197V196H261ZM4 198V199H5ZM51 198V197H50ZM111 198H110V201H111ZM156 198V197H155ZM160 199H161V197H159ZM182 198V199H183ZM187 198V199H188ZM251 198V199H250ZM52 199V198H51ZM55 199V198H54ZM58 199V198H57ZM139 199V198H138ZM250 199V200H249ZM257 199V198H256ZM112 200H113V198H112ZM115 200H117L116 198H115ZM158 200V199H157ZM162 200V199H161ZM181 200V199H180ZM249 200V201H248ZM47 201H48V198H47ZM50 201V200H49ZM53 201V200H52ZM55 201V200H54ZM125 201V200H124ZM148 201V200H147ZM153 201V200H152ZM155 201V200H154ZM201 201H203L202 199H201ZM255 203V206H253L254 205V203ZM258 201H259V199H258ZM141 202V201H140ZM159 202V201H158ZM157 202V203H158ZM205 202V201H204ZM206 202H207V200H206ZM111 203H113L112 201H111ZM125 203V202H124ZM150 203H152V202H150ZM155 203V202H154ZM164 203H165V201H164ZM182 203V202H181ZM184 203V202H183ZM189 203V202H188ZM115 204H117V203H115ZM142 204V203H141ZM145 204V203H144ZM153 204V203H152ZM161 204H162V202H161ZM206 204V203H205ZM237 204V205H236ZM241 204H242V206H241ZM251 204H253V205H251ZM258 204V203H257ZM113 205V204H112ZM111 205V206H112ZM122 205V204H121ZM125 205V204H124ZM146 205V204H145ZM164 205V204H163ZM182 205V204H181ZM243 205H244V207H243ZM253 206L254 207V209H253V207H251V206ZM136 206V205H135ZM154 206V205H153ZM170 206V205H169ZM191 206V205H190ZM209 206V205H208ZM257 206H258V208H257ZM107 207V206H106ZM113 207V206H112ZM116 208L118 207V206H115ZM137 207H138V205H137ZM145 207V206H144ZM152 207V206H151ZM157 207V206H156ZM205 207V206H204ZM224 207V208H223ZM242 209H241V208ZM111 208V207H110ZM114 208V207H113ZM150 208V207H149ZM165 208V207H164ZM181 208V207H180ZM180 208H178V209H180ZM186 208H187V206H186ZM207 208H209V207H207ZM219 209V210H217L216 209V207L215 208H213V209H215V212H214V210L212 211H210V210H206L205 212V216H206V214L210 217V216H213L214 217V220L216 221H218V222H222V224L221 225H225L226 224V227L224 228L225 230L224 231H232V232H229L230 233V235L229 236H227L229 239H227V240H230V242L231 241H234L233 239H242L243 240V238H240V237H244V239H247L246 241L244 240V242H245V244H244V242H243V244L242 245H240V246H238L237 245V247H235V248H230L229 246L228 247H224V248H219V249H221V252H220V255H218L219 256V258L218 259H220V262H222L223 264H229V263H231V262H233V261H240V258H242L243 259V257L245 258V257H249V258H253V260H254V262H252V263H262V264H264V226L263 225H261V226H257V228H255L256 227V225H254L255 227H253V228H251V223H249L250 225H248V224H244L243 226L242 225H240V226H234L233 224H231V221L230 220H232V218L234 217V216H231L230 217V214L228 213L229 212V210L227 209L226 211H223L222 209ZM229 208V209H230ZM130 209V208H129ZM158 209V208H157ZM174 209V208H173ZM178 209L176 208V211H178ZM182 209V208H181ZM188 209V208H187ZM200 209H201V207H200ZM113 210V209H112ZM142 210H143V208H142ZM149 210V209H148ZM154 210V209H153ZM152 210V211H153ZM196 210H197V208H196ZM222 210V211H221ZM257 210V211H258ZM264 210V209H263ZM262 210V212L260 211V212H258L259 214H261V215H263V217L262 216H259V217H261V219H262V221H263V218H264V214H262V213H264V211ZM159 211V210H158ZM173 211V210H172ZM183 211V210H182ZM194 211V210H193ZM192 211V212H193ZM198 211V210H197ZM233 211H235V210H232V212ZM106 212V211H105ZM143 211H141V213H142ZM154 212V211H153ZM210 212H212V213H210ZM123 213V212H122ZM158 214H159V212H157ZM177 213V212H176ZM181 212L179 211V217H181V216H183L182 214H180ZM186 213H187V211H186ZM190 213V212H189ZM189 213H187V215L189 214ZM201 213H204V210L201 212ZM231 213V212H230ZM137 214V213H136ZM135 214V215H136ZM140 214V213H139ZM144 214V213H143ZM142 214V215H143ZM154 214V213H153ZM156 214V213H155ZM157 214V215H158ZM160 214H161V212H160ZM168 214V213H167ZM173 214H175V213H173ZM177 214V215H178ZM184 214V213H183ZM161 215H163V214H161ZM160 215V216H161ZM166 215V214H165ZM164 215V216H165ZM195 215V214H194ZM197 215H198V213H197ZM200 215V214H199ZM223 215H225V216H223ZM232 215V214H231ZM255 216L257 215V213H255L254 214ZM123 216V215H122ZM151 216H152V213H151ZM185 216V215H184ZM183 216V217H184ZM191 216V215H190ZM189 216V217H190ZM193 216V215H192ZM207 216V217H208ZM258 216L256 217V218H258ZM137 217H139V216H137ZM148 217V216H147ZM182 217V218H183ZM187 217V216H186ZM208 217V218H209ZM212 217V218H213ZM243 217H242V219H243ZM140 218V217H139ZM154 219H155V217H153ZM161 218V217H160ZM174 218V217H173ZM191 218V217H190ZM196 218V215H195V217L194 218H191V221L190 220H188V221H190V222H192V219H195ZM203 218V217H202ZM248 218H250V217H248ZM252 218V217H251ZM251 218H250V220H251ZM256 218H254L253 217V222H254V224H255V222H256V220H258L259 222L261 221V219H256ZM144 219V218H143ZM157 219V218H156ZM163 219V218H162ZM169 219V218H168ZM184 219V218H183ZM207 219V218H206ZM210 219H211V217H210ZM235 219V218H234ZM256 219V220H255ZM107 220H109V221H107ZM166 220V219H165ZM180 220V219H179ZM196 220V219H195ZM199 220V219H198ZM197 220V221H198ZM240 220H241V218H240ZM243 220H245V219H243ZM243 220H242V222H243ZM250 220H249V222H250ZM103 221H105L104 223H103ZM159 221H163V220H159ZM171 221V220H170ZM175 221V220H174ZM181 221V220H180ZM208 221V220H207ZM213 221V220H212ZM216 221V222H217ZM236 221V220H235ZM246 221H247V219H246ZM245 221V222H246ZM252 221V220H251ZM261 221V222H262ZM149 222V221H148ZM147 222V223H148ZM204 222V221H203ZM244 222V223H245ZM260 222V223H261ZM151 223V222H150ZM172 223V222H171ZM176 223V222H175ZM174 223V224H175ZM179 223V222H178ZM194 223H195V221H194ZM193 222H192V224H194ZM198 223V222H197ZM199 223H200V221H199ZM207 223V222H206ZM233 223V222H232ZM141 224V223H140ZM154 224H155V222H154ZM210 224V223H209ZM215 224V223H214ZM213 224V225H214ZM230 224V225H229ZM256 224H258V223H256ZM264 224V223H263ZM141 225H143V224H141ZM158 225V224H157ZM173 225V224H172ZM195 226H196V224H194ZM200 225V224H199ZM218 225H219V223H218ZM217 225V226H218ZM150 226V225H149ZM148 226V227H149ZM153 226V225H152ZM171 226V225H170ZM194 226V227H195ZM198 226V225H197ZM196 226V227H197ZM202 226V225H201ZM160 227V226H159ZM182 227V226H181ZM193 227V228H194ZM205 227V226H204ZM152 228H154V227H152ZM166 228V227H165ZM185 228H186V226H185ZM189 228V227H188ZM190 228H191V226H190ZM207 228V227H206ZM255 228V229H254ZM149 229V228H148ZM169 229V228H168ZM171 229V228H170ZM192 229V228H191ZM197 229V228H196ZM196 229H194V230H196ZM200 229H201V227H200ZM200 229H198L199 231H200ZM173 230V229H172ZM182 230H184V228L182 229ZM187 230V229H186ZM193 230V229H192ZM205 230V229H204ZM204 230H203V232H204ZM197 231V230H196ZM207 231V230H206ZM205 231V232H206ZM209 231H210V229H209ZM263 231V232H262ZM152 232V231H151ZM157 232V231H156ZM165 232V231H164ZM173 232V231H172ZM185 232V231H184ZM183 232V233H184ZM190 231H188V233H189ZM191 232H195V231H191ZM208 232V231H207ZM212 232V231H211ZM261 232V233H260ZM158 233V232H157ZM176 233V232H175ZM186 234H187V232H185ZM200 233H202V232H200ZM224 233V232H223ZM232 233V234H231ZM112 234V233H111ZM117 234V233H116ZM125 234H127V233H125ZM154 234H155V232H154ZM159 234V233H158ZM177 234V233H176ZM190 235H191V233H189ZM188 234V235H189ZM220 234V233H219ZM225 234V233H224ZM123 235V234H122ZM195 235V234H194ZM198 235H199V233H198ZM198 235L196 236V237H198ZM203 235V234H202ZM201 235V236H202ZM205 235V234H204ZM222 235V232H221V234H220V236ZM226 235V234H225ZM224 235V236H225ZM238 235V236H237ZM150 236V235H149ZM159 236V235H158ZM192 236V235H191ZM240 236V237H239ZM112 237H113V235H112ZM183 237V236H182ZM185 237H187V236H185ZM190 237V236H189ZM193 237V236H192ZM191 237V238H192ZM200 237V236H199ZM198 237V238H199ZM214 237V236H213ZM218 237V236H217ZM226 237V236H225ZM209 238V237H208ZM153 239V238H152ZM151 239V240H152ZM188 239V238H187ZM219 239H221V237L219 238ZM222 239H225V238H222ZM115 240V239H114ZM113 240V241H114ZM196 240H198V239H196ZM209 240V239H208ZM226 240V239H225ZM176 241V240H175ZM209 241H211V240H209ZM224 241V240H223ZM108 242H110L109 244H108ZM200 242V241H199ZM202 242V241H201ZM208 242V241H207ZM215 242V240H213V242L211 241V242H208V243H210L209 245H210V247H214V250L213 249H211L210 247H209V245H207V246H205L206 248L204 249L203 247V249H200L201 251H206V252H208L209 251V253L211 252L213 255L216 253V254H219L216 250H215V248L217 249V243H218V241H217V243H214ZM221 242H222V240H221ZM220 242V243H221ZM117 243V242H116ZM119 243V242H118ZM203 243H205L204 242V240H203ZM207 243V244H208ZM212 243V244H211ZM224 243V242H223ZM145 244V243H144ZM215 244H217L216 246H215ZM226 244V243H225ZM143 245V244H142ZM175 245V244H174ZM177 245V244H176ZM204 245V244H203ZM228 245V244H227ZM231 245V244H230ZM111 246H113V244L111 245ZM153 246V247H152ZM151 246V248H154V250H155V252L157 253L158 251V249L160 248V247H156V245H155V247H154V245H152ZM220 246V245H219ZM222 246V245H221ZM220 246V247H221ZM224 246V245H223ZM143 247H145V246H143ZM148 247V246H147ZM168 247V246H167ZM173 247H175V246H173ZM207 247H209V248H207ZM233 247V246H232ZM111 248V247H110ZM150 248V249H151ZM157 248V249H156ZM163 248V247H162ZM176 248V247H175ZM179 248V247H178ZM197 248V247H196ZM201 248V247H200ZM149 249V250H150ZM209 249V250H208ZM219 249H217V250H219ZM152 250V249H151ZM159 250H161V249H159ZM167 250V249H166ZM178 250V249H177ZM177 250H175L174 249V251H177ZM195 250L196 249H194V247H192V246H190V245H186L185 247H183V248H181V249H179V251H181V252H185L186 254H188V253H191L192 251L193 252H195ZM199 250V249H198ZM208 250V251H207ZM223 250V251H222ZM6 251V252H5ZM118 251V250H117ZM153 251V250H152ZM168 251V250H167ZM170 251V250H169ZM178 251V252H179ZM200 251V252H201ZM161 252V251H160ZM166 252V251H165ZM193 252H192V254H193ZM200 252H199V254H200ZM118 254H120L121 252H117ZM154 253V252H153ZM163 253V252H162ZM175 253V252H174ZM164 254V253H163ZM184 254V253H183ZM183 254H182V257L181 258H173L172 259V257H169L168 255L166 256L165 255V257H164V259L162 258L161 260H159L160 261V264H166V263H168V264H202L203 262H201V261H197V260H195L196 258L195 257H190V256H184L183 257ZM186 254H184V255H186ZM205 254V253H204ZM214 255V256H217V255ZM172 255V254H171ZM181 255V254H180ZM189 255V254H188ZM203 255V254H202ZM211 255V254H210ZM209 256L210 258H212V257H214V256ZM113 256V257H112ZM174 256V255H173ZM220 256H221V258H220ZM233 256H235L236 257V259H234V257ZM252 256V257H251ZM0 257H1V254H0ZM155 257H156V255H155ZM158 257V256H157ZM156 257V258H157ZM197 257V256H196ZM201 257V256H200ZM258 258V259H254V258ZM118 258V257H117ZM116 258V259H117ZM154 258V257H153ZM156 258H154V259H156ZM203 259H205L206 257H202ZM15 259V260H14ZM160 259V258H159ZM246 259V258H245ZM248 259V258H247ZM10 260H14L13 262H11ZM118 260V259H117ZM205 260H207L208 261V259H205ZM251 260V259H250ZM1 261H3L2 259H1ZM126 261V260H125ZM155 261H158V260H155ZM249 261V260H248ZM255 261H257V262H255ZM259 261V262H258ZM11 262V263H10ZM124 262V261H123ZM151 262V261H150ZM201 262V263H200ZM251 262V261H250ZM126 263V262H125ZM148 263H149V261H148ZM249 263V262H248ZM1 264V263H0ZM6 264V263H5ZM115 264V263H114ZM127 264H129V262L127 261ZM154 264V263H153ZM156 264H158L157 262H156Z\"/></svg>",
  "mask_w": 264,
  "mask_h": 264
}]
</instances>
